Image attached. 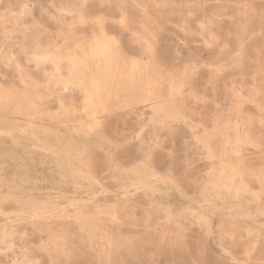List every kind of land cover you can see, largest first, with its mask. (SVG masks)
<instances>
[{
	"label": "rangeland",
	"instance_id": "rangeland-1",
	"mask_svg": "<svg viewBox=\"0 0 264 264\" xmlns=\"http://www.w3.org/2000/svg\"><path fill=\"white\" fill-rule=\"evenodd\" d=\"M118 1H120V2H118ZM126 1H124V0H113V1L110 0L109 1L108 0V2H113V4L112 3L108 4V2H106V0H0V18L3 20L2 21L0 19L1 20L0 28L1 27H14V30H15V32L13 31L14 33H12V35L10 37L11 40L6 42V44H5L6 46L10 45L12 47V55H10L11 57H8V58L5 57L2 60L0 59V91L3 92V97L0 98V103L2 102L3 105L6 103L5 106H7V108L6 107H2L0 109V148H1L0 149V157L2 155V158H0L1 159L0 160V169H1L0 170V179L2 178L1 179L2 181L0 180V203L3 202L2 206H0V216H1L0 217V228L3 227V225L6 227V228L5 227L1 228L0 232L2 231L5 234L7 233L6 235L9 238L12 239V243H13L12 244L13 245L12 248L8 247V245L6 246L5 244L4 245H0V247H2L0 249V250H2V251H0V264H10V263L12 264L16 260V258H18V257L20 258L21 255L24 252L27 253L29 258H31L32 261L36 262L37 264H171V263L172 264H193V263L194 264H230V263H232V264H240V263L241 264H243V263L244 264H254V263L255 264H259V262H260V264H264V255H263L264 254V252H263L264 251V244H263L264 243V239H263L264 238V230H263L264 229V207H263L264 206V162H263L264 156H261V155L264 154V147H263L264 146V128H263L264 127V113H263L264 112V0H179V1L178 0H128L127 2H128L129 5H127ZM129 1H131V2H129ZM150 1H152V2H150ZM159 1H160V3H159ZM176 1H178V2H176ZM133 2H137V3H133ZM115 3H116V5H115ZM168 3H169V5H168ZM173 3H174V5L175 4H177V5L173 6ZM182 3H185V4L183 5ZM206 3H207V5H205ZM117 4H119L118 6H121V7H122V5H124V8H126V9L120 8V7L117 9V7H118ZM154 4L156 5V7H155ZM161 4L163 6H161ZM186 4H188V5H186ZM26 5L28 6V8H27ZM146 5H147V7H145ZM148 6L150 8H152L153 11L151 9H149ZM189 6H191V9H190ZM193 6H195V7H193ZM198 6H200V7H198ZM135 7H138V8L135 9ZM153 7H155V8H153ZM161 7H164V8H161ZM69 8H70V10H69ZM131 8H133V10L134 9L135 10L132 11ZM62 9H65L67 12L64 13L65 10L62 11ZM130 9H131V11L133 13H135V11H137L138 13L136 12L137 14L135 13V15H133V13L130 11ZM155 9H157L160 14L157 13V10H155ZM164 9H165L166 12L164 11ZM185 9H187V10H185ZM192 9H193V11H192ZM58 10H59V12H58ZM68 10H69V12H68ZM74 10H75V12H77V14L76 13L74 14ZM117 10H119V11H117ZM168 10H169V12H167ZM184 10H185V12H184ZM40 11L41 12L43 11V12L41 13ZM9 12H11V13L9 14ZM121 12L122 13L124 12L123 15H122ZM176 12H178V13L176 14ZM119 13H120L121 16H123V17L125 16V17L124 18L121 17V19H120ZM125 13H127V14H125ZM141 13L143 14L142 17L140 16V15H142ZM153 13H154V16H153ZM11 14H13V16L10 17ZM22 14H24L26 16H24ZM67 15H69V17ZM137 15H138V17H137ZM144 15H145V17L147 15L148 18L147 17L145 18ZM184 15H186V17H184ZM5 16L7 17V19H6ZM83 16H84V19H83ZM95 16H97V17H95ZM128 16H130L131 18L128 17ZM139 16L141 17V19H140ZM53 17H55V18H53ZM86 17H87V19H85ZM110 17L113 18V19H110ZM156 17H158V18H156ZM159 17H162V18H159ZM214 17L216 19H214ZM76 18H77L78 21L76 20ZM144 18H145V20H144ZM92 19H93L94 22H92ZM95 19H97L99 22L97 20H95ZM123 19H125V22L123 21ZM139 19H140V21H139ZM142 19H143V21H142ZM149 19H150V21H152V22L154 21V22L151 23L149 21ZM158 19H161V21L163 23L160 20H158ZM84 20H85V22H84ZM147 20L149 21V24H148ZM69 21H70V23H68ZM127 21L129 22V25H128ZM71 22H73V23H71ZM88 22H89V24H88ZM96 22H97V24H96ZM111 22H114L115 24L113 23V25H111L112 24ZM139 22H140V25H139ZM141 22H143V23L141 24ZM77 23H80V24H77ZM90 23H92V24H90ZM100 23H101V25H100ZM107 23H108V25H107ZM118 24H120L121 27H120V25L118 26ZM126 24H127V28L129 27L128 29L127 28L125 29ZM137 24H138V26H137ZM159 25H161V26H159ZM180 25L183 28V30L180 27ZM69 26L71 27L70 29H69ZM98 27H99V31L104 29L103 31L106 33V35H108L110 41H112V43H113V46L116 48V49L115 48H111V49L115 50V54H116L115 56L111 57V59L112 60H116L114 62H115L117 67H111L112 70H109V68H108V71H106L107 67L105 68V65L102 64L103 62L101 63V61H105L106 58L105 57L103 58V56L97 55V57H94L95 59H89L88 60V59L84 58L86 61H88L87 63L85 61L86 66L84 68L87 69V70H84V71H85V73L87 72L88 74L90 73V71H92V72L94 71L92 73V75H94V76L91 75L92 76L91 79L95 78V80H94L95 82L92 81L93 83H91L90 79H88V78H90V76L88 77L87 76L88 74L86 75L84 72H83L82 78H84L85 80L87 78V80H86L87 82L86 81L84 82V79H81L82 82L79 81V83H78L76 81L78 76H75L76 74L74 72L72 73V75L68 76V77L71 76V79L74 80V82H77L78 85L80 84V86H73V85L77 84V83L73 82L72 86H73L74 89L70 90V91L62 92L59 89V87H60V85H58L59 83L57 84L56 81H55V83H52V81L51 82H47V78H48L49 75H44L43 70L46 71V73L48 74L49 71H50V67L51 66L48 64L49 63L48 60H46L47 62L41 61V60H45V58L43 56L46 57L48 55L46 52H48L50 55L53 54L52 58L57 59V60H60L61 55H63V48L69 47V50L71 49L70 50L71 54H74V52L78 53V52L74 51L75 50L74 48H78V49H80L82 47L86 48L85 43L89 39H91L93 33L95 34V33L99 32L97 30ZM178 27H180V29H178ZM62 28L65 29L68 34H66L64 32L65 30L62 31ZM35 29H37V30H35ZM44 29H45V31H44ZM132 29H134V30H132ZM53 30L54 31L57 30V31L53 32ZM200 30H201V32H200ZM61 31H62V33H61ZM132 31H134V32H132ZM181 31L183 32V35H182ZM49 32H51L52 34L49 33ZM124 32H126V34ZM127 32L128 33L131 32L130 35H127L128 34ZM135 32L139 33L140 35L136 34ZM80 33H82V34H80ZM190 33H192L193 35L190 34ZM196 33H198L197 36H196ZM131 34H132V36H131ZM54 35H55V37H54ZM141 35H143V36H141ZM250 35H252V37ZM49 36H51V37H49ZM83 36L84 37L86 36V37L84 38ZM1 37L2 36L0 34V38ZM78 37H79V39L77 40ZM141 37H143L142 39H144V40L146 39L145 40L146 42L144 40H142ZM86 38H87V40H86ZM251 38H253V39H251ZM32 39H34V40H32ZM62 39L65 40L64 43H63ZM138 39L140 41H138ZM33 41H35V42H37V43H39L41 45V46H39V48H37L38 50H30V49L27 48L29 43H32ZM66 41H67V43H66ZM72 41H73V43H72ZM77 41H78V43L80 41V43L79 44L76 43ZM82 41H83V43H81ZM48 42H50V44H51L50 48L43 50L44 48L42 47V45L43 44H47ZM68 42H69V44H68ZM129 42L131 43V45H130ZM141 42H142V44H141ZM147 42L150 43V46H149V44H148V46L144 45ZM16 44H18V45H16ZM181 44H182V46H181ZM55 47H57V48L55 49ZM144 47H146V48H144ZM19 48L21 49V51H20ZM148 48H151V49H148ZM72 49H74V50H72ZM130 50H132V51H130ZM29 51H31V52L29 53ZM42 51H44V53ZM116 51H117V53H116ZM176 51H177V56H176ZM26 52H28L30 55L28 53H26ZM119 52H120V55L122 53H126V54H122L121 57H120ZM143 52H145L146 55ZM230 53H231V55H230ZM117 54L119 55V57H118ZM232 54H233V56H232ZM99 56L102 59H99L98 58ZM138 56H140V58ZM230 56H232V57H230ZM236 56H238V57H236ZM26 57L29 58V60L31 62ZM40 57H41V60H40ZM146 57L148 59H150V60H148ZM246 58L248 60H246ZM25 59L27 60L26 62H25ZM76 59H81L82 60V58H79V57H76ZM146 59H147V62H149V64L152 63V64H150L151 66L149 64H147V62L145 63ZM91 60H92L93 63L91 62ZM95 60L96 61L97 60L100 61L101 68L98 67L96 62H94ZM127 60H129V61H127ZM131 60L134 61V62H131ZM9 61H11L13 63L17 62L18 63L17 66H18L19 71H21V73L23 75L27 76L26 79L28 81H26L25 83L22 82L24 84V86H22V83L20 81H18L19 80V77H18L19 75L17 73H15L16 71H14V69L11 68V67H7L6 64H8ZM40 61L42 62V64L40 63L41 65L39 64ZM150 61H152V62H150ZM210 61H212V62H210ZM36 62L39 64L38 67L34 66V63H36ZM135 62H136V64H134ZM232 62H234V64H232ZM127 63H128V65H127ZM155 63H156V65H155ZM192 63H193L194 66L191 65ZM217 64H219V65H217ZM226 64H228V65H226ZM103 65H104V67L102 68ZM120 65L123 66L124 68H122ZM152 65H154L155 67L152 66ZM188 65H190V66H188ZM91 66H92V68L94 70L91 68ZM119 66L121 67V71H118V70H120ZM141 66H142V69H141ZM195 66H197V67H195ZM206 66H207L208 70H210V68H212V69L210 71H207V70H205V69H207ZM222 66H223V68L225 70L222 69ZM159 67L161 69L163 68V70L166 71V72L161 70ZM177 67H179V68H177ZM202 67L205 68V69H203ZM225 67H227V68H225ZM89 68L92 69V70H90ZM96 68H98V69H96ZM113 68H114V71H113ZM130 68L132 70V76L135 77V78L132 77V80H133V81H131L132 89L134 87H136L135 86L136 84H138L137 85L138 88L136 87L133 90L131 89V87L129 86L128 83L124 82V79H125L124 69H125V71H127V69H130ZM200 68H201V70H200ZM99 69L102 71V73H101V71ZM95 70H96V72H95ZM97 71H98V74H97ZM212 71H214V72H212ZM104 72L105 73L108 72V73H106V75H105ZM143 72L145 73V75H144ZM171 72L174 73V74L170 75ZM179 72H180V74H179ZM183 72H184V74H183ZM190 72H191V74H190ZM103 73H104V75L106 77L102 76ZM111 73H113V74L111 75ZM142 73H143V75H142ZM252 73H254V74H252ZM123 74H124V77H123ZM139 74L144 76V80L148 79V78H152L153 81L157 80V79L158 80H163L164 79L163 81H165V80L167 81V80H170L172 78V76H173V78L176 81L174 79H171V81L173 82V84H172L173 88H170V86H169L170 84L169 83L164 82L163 84L161 83L160 86L157 85L158 83H155V84L150 83L149 85L148 84H144V85H141V86H143L144 90H140V89H142V87L139 86V85H140V82L143 79H142V76L139 75ZM161 74H163V76ZM98 75H99V77H98ZM116 75L119 76L120 78H118ZM167 75H169V76H167ZM252 75H253V78L251 79ZM74 76H75V78H74ZM110 76H112V77H110ZM114 76L116 78H114ZM121 76L124 79H122V81H120L121 85H119V83H118L119 81L118 80H121ZM137 76H138L137 79L140 80V81H138L136 79ZM175 76H176V78L178 76V78L176 79ZM182 76H183V78H182ZM140 77H141V79H140ZM155 77H156V79H155ZM179 77H181L182 79L179 78ZM249 78H250L251 81L249 80ZM109 79H111V80H109ZM113 79H115V80L117 79V81H115ZM11 80L13 82H11ZM31 80L33 81L32 82L33 84L31 83ZM136 80H137V82H135ZM253 80H254V82H253ZM249 81L251 82L250 84L252 86L254 85V88H252V86L249 85ZM176 82H179V83H176ZM40 83L43 84V85H41ZM95 83H96V85H95ZM98 83H99V88L100 89L97 87ZM116 83H118L119 86H122V84H123V87L119 88ZM132 83H136V84L134 85ZM28 84H30V85H28ZM44 84H45V86H44ZM85 84L88 85L87 88H86ZM89 84H91V86ZM103 84H104V86H103ZM106 84H108L109 87L106 86ZM124 84L129 89L126 86H124ZM151 84L153 85V87L150 86ZM179 84H180V86H179ZM182 84H184V85H182ZM17 85L18 86L21 85V86H19V88H18ZM38 85H39V87H38ZM51 85H52V87H51ZM82 85H84L85 87H82ZM146 85L148 87H144ZM161 85H163V86H161ZM187 85L189 86V88H188ZM13 86L16 87V88H14ZM34 86H35V88H34ZM53 86H55V87H53ZM113 86H114V88H113ZM176 86H177V88L178 87L179 88L177 89ZM236 86H238V87H236ZM244 86H246V88ZM257 86H258V88H257ZM32 87L35 89V92H33L34 89ZM94 87H95V89H94ZM96 87H97V89H96ZM242 87H244V89ZM85 88L87 89V91H86ZM118 88L123 93L121 91H119ZM125 88L127 90H125ZM149 88H150V92L152 91V92H159L160 94L162 93V98L159 99L160 101L157 100L159 104H161L163 102H166L167 98L170 96V95H167L170 92L169 89H172L171 91L176 90V92L181 89V91H179L181 93H178V94L176 93L175 96L173 95L174 98H179V99H175L174 101H176V102L172 101L173 99H170L169 103L171 101L173 103L171 102L170 105H169V103L166 104L165 106L162 107L164 109H162V108H153V106L155 104V101L149 100V103H148V100L145 101L146 96L149 95V90L147 91V89H149ZM155 88H156L157 91L155 90ZM31 89H33V90H31ZM88 89L92 90L94 92H103L102 94L106 97V99H104V101L101 100L102 101V102L100 101L101 103H98L99 101L95 102L94 101L95 99H92L93 101L91 100V102H90L91 104L88 105L89 103L85 99V95H83V93L85 91L86 92L89 91ZM130 89L134 93H131ZM145 89H146V91H145ZM159 89L161 91H159ZM37 90H39V93H38ZM45 90L48 93L45 92ZM83 90H84V92H82ZM96 90H98V91H96ZM138 90L140 92H138ZM254 90H256V91L254 92ZM25 91H27L28 93L25 92ZM114 91H116L119 94L116 96V92H114ZM232 91H233V93H232ZM257 91L259 92L260 96L257 93ZM11 92H13V93L11 94ZM127 92H129V95H128ZM142 92H143V94H139V93H142ZM165 92H166V94L164 95ZM187 92H189L190 95ZM249 92L251 93V95L248 94ZM14 93L16 94V96H15ZM18 93H21V94H18ZM34 93L36 95H34ZM130 93H131L132 96H130ZM237 93L239 94L238 96L241 95L243 98L241 96L238 98ZM6 94H8V96ZM30 94H33V95H30ZM125 94H127L129 97L127 95L125 96ZM144 94H146V96ZM254 94H257V95H254ZM10 95H12V97ZM21 95H23V96H21ZM137 95H138V97H137ZM166 95H167V98L165 99ZM176 95L177 96L179 95L181 97H177ZM235 95H236V97H233ZM20 96L22 97V99H20L21 98ZM43 96H45V98ZM122 96H124V98H122ZM190 96H193V97L195 96V98L192 97V99H190L191 98ZM24 97L27 98V99H25ZM125 97H126V99H125ZM131 97L133 98L132 101H131ZM8 98H9V101H8ZM16 98H17V100H16ZM34 98H35V100H34ZM40 98H41V102H40ZM233 98H235L236 101ZM246 98L248 100L250 98L251 101L250 100L248 101ZM6 99H7V101H6ZM37 99H38V101H36ZM188 99H189V103H188ZM193 99H195L196 101L195 100L193 101ZM240 99H241V102H240ZM177 100H178V102L181 101V103L179 104L177 102ZM243 100L245 102L247 101V103L250 102L249 105L246 104ZM253 100L256 101V102H254ZM4 101H6V102L4 103ZM7 102L11 106L7 105L8 104ZM34 102L36 104H34ZM94 102H95V104L96 103H98V104H96V105L92 104ZM238 102H240L241 104L238 103ZM2 103L0 104V107L3 106ZM29 103H31V104H29ZM84 103H86V104H84ZM127 103H128V105H127ZM183 103H185V105H187V107H185V105H183ZM233 103H235V104H233ZM260 103H262V104H260ZM134 104H136V105H134ZM230 104H231V107H229ZM14 105L19 106V108L17 106L15 108ZM21 105H23L24 108ZM58 105H59V107H58ZM65 105H66V107H65ZM173 105H175V106L173 107ZM177 105H181V106H177ZM188 105H189L190 109H189ZM12 107L15 109V111L13 109H11ZM32 107H33V109H32ZM35 107H36V109H35ZM131 107H133L134 110H132ZM172 107L175 109V111H179V112L173 113L174 109ZM175 107L176 108L180 107L181 110L180 109L177 110ZM227 107H229V108L227 109ZM99 108H101L102 110L99 109ZM130 108H131L132 111L129 110ZM191 108H192L193 111L191 110ZM237 108H239V109H237ZM25 109H26V111L24 113ZM55 109H57L58 111L56 112ZM89 109H90V111H89ZM146 109H148V110L144 111ZM151 109H152V111H151ZM156 109H158V111H156ZM232 109H234V110L230 111ZM34 110H35V112H34ZM36 110H38V111H36ZM39 110L41 111V113H40ZM183 110H185V111L181 113V111H183ZM46 111H47V113L48 112L49 113L47 114ZM50 111H51V113H50ZM161 111H163L164 113H165V111L171 112V113H167L166 112L167 113L166 115L171 116V117H168V116L164 115V113L161 112ZM226 111H227V113H226ZM58 112H59V115H58ZM150 112H152V114ZM158 112L159 113L161 112V114H159ZM224 112L226 114H224ZM232 112H234V113H232ZM55 113H57L56 116H55ZM92 113H94V114H92ZM109 113H111V114H109ZM180 113H181V115L184 113L182 115L183 117L180 115ZM238 113H241V114H238ZM13 114H14V116H11ZM31 114H32L33 117L31 116ZM186 114H187V118L188 119L190 118L192 120V122H191L190 119H189L190 120L189 121L187 118L184 117V116H186ZM196 114H197V116H196ZM150 115H151V117H150ZM23 116H24V118H23ZM27 116L29 118H27ZM87 116L90 117V118H88ZM132 116H134V118ZM195 117H197V118H195ZM198 117H200V120H198L199 119ZM240 117H241V119H240ZM203 118L205 119L204 120L205 123L201 122V121H203ZM216 118H217L218 121L216 120ZM253 118L254 119L256 118L255 119L256 121H254ZM258 118H261V120L263 119L262 122ZM65 120L66 121L68 120V121L66 122ZM239 120H240V122H239ZM213 121L214 122L217 121V122L214 123ZM230 121L232 122V124H231ZM233 121H235V122L233 123ZM244 121L249 122L250 125L247 122H244ZM250 121H252L253 124ZM75 122H76V125H75ZM99 122H101V123H99ZM242 122H244V125H243ZM95 123H96V125H94ZM195 123H197L198 126ZM221 123H222V128H221V125H219ZM257 123H258V125H257ZM66 124H67V126H66ZM88 124L90 126H88ZM208 124H209V126L211 128L208 126ZM212 124H213V126H212ZM226 124H227V126H226ZM228 124H230V125L228 126ZM241 124L244 127L241 126ZM245 124L248 125V126H246ZM3 125L5 126V128L3 127ZM60 125H62V126L60 127ZM97 125H99V126H97ZM144 125H145V127H144ZM205 125H206V127H205ZM10 126H12V128ZM87 126L89 128H91V127H95V128L89 129ZM135 126H136V128H135ZM139 126H142L143 128L139 127ZM167 126H168L169 130L167 129ZM215 126L217 127V129H216ZM233 126L235 127V130H234ZM20 127H21L22 130L20 129ZM79 127H80V129H79ZM162 127L163 128L165 127L167 130L165 128L163 129ZM218 127H220V128H218ZM1 128L3 130L5 129L6 132H4V131L2 132ZM28 128H29V130H28ZM81 128H83L84 130L83 129L81 130ZM65 129H67V130H65ZM73 129H75L77 132L75 130H73ZM185 129H186L187 132L185 131ZM239 129H240V131H239ZM90 130L92 132H89ZM98 130L101 131V132L99 131L100 134H101L100 135L101 137L99 135H96V134H99V133H97ZM110 130H112L113 132L110 131ZM159 130H161V131H159ZM189 130L190 131L192 130V132H190ZM231 130H232V132H231ZM8 131L11 132V133H9ZM32 131H34L35 133L32 132ZM46 131H47V133H46L47 138H43L45 136V132ZM54 131H55V133H54ZM82 131H84V133H82ZM167 131H168V133H167ZM22 132H24V133H22ZM62 132H64V134L66 133L65 134L66 137H64L65 135H63ZM74 132H75V134L73 135ZM128 132H130V133H128ZM136 132L139 135H141L140 138L138 137L139 136L138 134H135ZM239 132L243 136L244 135L245 136L243 137L241 134L239 135ZM20 133L23 134V135H21ZM33 133L34 134L37 133V135H34ZM77 133H79V134H77ZM127 133L130 135V137H129V135ZM215 133L216 134L218 133V134L216 135ZM228 133H229V136H228ZM4 135L6 137H4ZM28 135H29V137H28ZM30 135H32V136H30ZM51 135H53V136H51ZM58 135L61 136V137H59ZM62 135H63V138H62ZM69 135H70V137H69ZM114 135H117V136L114 137ZM222 136H225V137L223 138ZM240 136H242V138ZM36 137H37V139H36ZM53 137H55L56 140ZM127 137H129L128 138L129 140L127 139ZM189 137L190 138L192 137V138L189 140ZM197 137H198V139H197ZM204 137L207 138V139L204 140ZM217 137H219V140H218ZM245 137L247 138L246 144H244L245 143V139H246ZM50 138H53V139L51 140ZM97 138H99L100 141L104 140L103 142H101V147L98 146L100 141ZM107 138H109V140ZM121 138L124 139V140H122ZM209 138H210V140H209ZM227 138H228V141L230 140L229 141L230 144L227 143V142L224 143V140L227 141ZM248 138H250V139H248ZM33 139H35L34 140L35 142L33 141ZM57 139L59 141L58 142L59 144H57ZM101 139H103V140H101ZM192 139H193V141H192ZM212 139L214 141H212ZM215 139H217V140H215ZM232 139H233V141H232ZM38 140H39L40 143L38 142ZM47 140H51L52 142L48 141V142L44 143V141H47ZM68 140H69V143H70V146H71V150H74L76 148L75 149V153H76V150L78 149L77 150L78 152L76 153L77 155L74 153V151L69 150L70 146L68 147V149L66 148V146L64 147V144L66 145L68 143L67 142ZM110 140H113V142L110 141ZM114 140L115 141H119V143L121 142V144H119L117 142V144H118L117 145L116 142H114ZM206 140L209 143H206ZM222 140H223V142H222ZM236 140L237 141L241 140V142L243 140L244 143L242 142V145H241V142L240 141L237 142ZM251 140H252L253 143H255V142L256 143L257 142L258 143L262 142V143H260V144H258V143L256 144L255 143L257 145L256 146L253 143L251 144ZM9 141H10V143H9ZM86 141H88V142H86ZM194 141H196V144H195ZM197 141H199V142H197ZM210 141H212L214 144L212 142H210ZM60 142L62 144L63 143L64 144L62 145ZM82 142H84V143H82ZM149 142H151V144ZM221 142H222V145H221ZM231 142H232V144L235 142L236 146H235V144L232 145ZM247 142H248L249 145H247ZM34 143L36 145H34ZM42 143L45 144V146L42 145ZM69 143H68V145H69ZM94 143H95L96 146L94 145ZM102 143H104V144H102ZM122 143H124V145H122ZM129 143H131V144H129ZM197 143H199V144H197ZM37 144H39V145H37ZM52 144H54L56 146H59V149L56 148V146H54ZM88 144H89V146H88ZM107 144H108V146H107ZM201 144L203 145V147H202ZM215 144L219 148H222V150L218 149V147ZM9 145H11L12 149H11V147ZM17 145H20V146L17 147ZM48 145L49 146L52 145L55 148H49ZM80 145H81V147H80ZM93 145H94V147H93ZM153 145H154V147H153ZM171 145H172V147H171ZM219 145H221V146H219ZM252 145H253L254 149L252 148ZM72 146L73 147L76 146V147L73 149ZM78 146H79V148H78ZM110 146H112V147H110ZM195 146L198 147V148L195 149ZM204 146H206V147L208 146V148H205ZM250 146H251V148H249ZM254 146L256 147L257 150L255 149ZM9 147H10L11 150L8 149ZM47 147H48V149H46ZM156 147H157L158 150L156 149ZM231 147H233V148H231ZM107 148H108V150H106ZM216 148L218 149L217 151L215 150ZM236 148H237V150H236ZM31 149H33V150H31ZM35 149H38V152L35 151ZM39 149L40 150L42 149L40 151V154H39ZM60 149H62L63 152ZM80 149H82V150H80ZM97 149H99V150L101 149V150L99 151ZM135 149H136V151H134ZM149 149H151L152 151L149 150ZM165 149L167 150V152H166ZM232 149H234V150H232ZM5 150H7V151H5ZM8 150H9V152H8ZM12 150H14L15 152L12 151ZM25 150H26V152H25ZM28 150H29V153H31V154H28V152H27ZM49 150L52 151V152L50 151V154H49ZM66 150L69 151V152H67ZM116 150L120 154H118L116 152ZM145 150H146L147 153L145 152ZM219 150L222 151V152L224 151L225 153H227V152L231 153V150H232L231 154H232L233 157H235V159H233V157L231 155H229V153H227L228 157L225 154L226 155V158H225L224 152H223V155H224L223 156L222 152H220ZM54 151L55 152L58 151L57 154H59V155H57ZM60 151H61V153H60ZM206 151H207V153H206ZM212 151H214V153L216 152L217 156L216 155L215 156H216L217 159H218V157H220V156L221 157L218 160L216 158H213L215 156H214V153ZM236 151L237 152L240 151V153L238 152L239 155L237 154ZM255 151L256 152L258 151V152L256 153ZM12 152H13V154H12ZM23 152H24V154H23ZM32 152H34V153H32ZM45 152H47V153H45ZM70 152H72V153H70ZM98 152H100V153H98ZM131 152L132 153L136 152L137 155H135L136 153L132 154ZM144 152H145L146 157L145 156L143 157ZM2 153H4V154H2ZM44 153H45V155H44ZM86 153L88 154V157L86 156L87 155ZM105 153H107L106 155L108 156L109 159L106 157ZM110 153H111L112 156L110 155ZM259 153H260V155H259ZM36 154H38V155H36ZM53 154L55 156H52ZM63 154H67V155H65L66 157ZM73 154H74V156H73ZM121 154H123V155H121ZM204 154L207 155V157ZM233 154H235V155H233ZM79 155H80V157H78ZM237 155H238V157H237ZM255 155H258L257 158H256ZM5 156L7 158H5ZM10 156H11V158L13 156V158L11 159ZM32 156H34V158ZM46 156H48V160L49 161L46 159L47 158ZM109 156H111V158L113 157V160ZM114 156H116V157H114ZM126 156H129V157H126ZM130 156H132L133 158L130 157ZM193 156H195V158ZM242 156L244 157V159H243ZM14 157H16L17 160ZM29 157L30 158L32 157L33 159L32 158L30 159ZM138 157H139V159H138ZM170 157H173V158H170ZM56 158H59V159L57 160ZM60 158L62 159L63 164H62ZM73 158H76V159H73ZM140 158H141V160H140ZM240 158H242V159H240ZM85 159H87V160H85ZM132 159H134V160H132ZM144 159H146V160H144ZM198 159H199V161H198ZM220 159H222V160H220ZM256 159H258L259 161H257ZM260 159H261V161H260ZM20 160H22V161L25 160V161L22 163ZM35 160H36V162H35ZM43 160H45V161H43ZM66 160L68 161V163H67ZM227 160L229 161L230 164L228 163ZM247 160H248V162L250 164H248ZM251 160H253V162ZM11 161H13V162H11ZM14 161H16V162L14 163ZM52 161H54V162H52ZM142 161L144 163H142ZM206 161H208V162H206ZM225 161H227V162H225ZM233 161H235V162L237 161L235 163L236 165L234 164ZM243 161H244V163H243ZM28 162H29V164H28ZM55 162L57 164L60 163L61 165L59 164L60 165L59 166ZM102 162H104L106 166L104 164H102ZM106 162H108V163H106ZM112 162L114 164H112ZM231 162H232V164H231ZM260 162L263 163V164H261ZM35 163H36V165H34ZM127 163H129V164H127ZM170 163H171V165H170ZM219 163L220 164L222 163V164L219 165ZM226 163L229 164V165L227 166ZM258 163H259V165H258ZM46 164H48V165H46ZM66 164H67V166H65ZM115 164L118 167H115L116 166ZM37 165H39V166H37ZM113 165H115V166H113ZM122 165H124V166H122ZM147 165H148V168H146ZM225 165L227 166V168H225ZM241 165H242V168H241ZM247 165H248V167H247ZM256 165H258L259 167L258 166L256 167ZM139 166H141L142 168L139 167ZM219 166H220V168H219ZM229 166H231L230 169H229ZM70 167L72 169H74V170H72ZM106 167H107V170L108 169H110V170L107 171ZM143 167H144V169H143ZM236 167H237V169H236ZM250 167H252V168H250ZM50 168H51V170H50ZM120 168H123V169H120ZM33 169H34V171H33ZM87 169H90V170H87ZM253 169L257 170L258 175H257L256 171H254ZM47 170L49 171V173H48ZM111 170L113 172L115 171V173H112ZM123 170H125V171L128 170V171L124 172ZM135 170H136V172H135ZM223 170L225 171V175H224V171ZM244 170L246 172L249 171L248 172L249 175L246 172H244ZM250 170H252L251 172L253 174L250 172ZM24 171H26L27 173L24 172ZM61 171H63V172H61ZM69 171L71 173L73 171V175ZM119 171H120V173H118ZM133 171H134V173H133ZM141 171H143V172H141ZM214 171H216V172H214ZM231 171L234 173V176H236L235 179L233 178L232 180L230 179V177H228L232 173ZM29 172H30L31 176L29 175ZM103 172H105V173H103ZM131 172H132V174H131ZM147 172L149 173V175H148ZM32 173H33V176H32ZM62 173L64 174V176L61 175ZM87 173L89 174V176H87L88 175ZM66 174H68V175H66ZM84 174H85V176H84ZM130 174H131V176H129ZM134 174L136 175V177H135ZM144 174L147 175V176H145ZM202 174H204V176ZM219 174H221L222 178H221V176H219ZM238 174L239 175L243 174L242 176L240 175L242 179H240V177L238 178V176H239ZM254 174H255V176L257 175L259 177H257V176L255 177ZM10 175L12 177H10ZM58 175H61V177H59ZM71 175H72V177H71ZM14 176H16V177H14ZM142 176H143V178H146V179H141ZM160 176H162V177H160ZM214 176H215V178H214ZM17 177H19L21 179V180L19 179L20 183H18L19 180H18ZM105 177H108V180H106L107 178H105ZM112 177H113V179H111ZM209 177L211 179H208ZM8 178L10 180H12V181L9 182L10 180ZM65 178H66L67 181L65 180ZM77 178H79L81 180L84 178L83 179L84 181L83 180L81 181V180H79ZM87 178H89L91 181L89 179H87ZM154 178H156V179H154ZM225 178H227V179H225ZM27 179H29V180H27ZM71 179L74 180V181H72ZM158 179H159L160 182L158 181ZM167 179H168V181H165ZM213 179H214V182H213ZM254 179L255 180L258 179V180L255 181L257 184L254 182ZM31 180L33 181V183H32ZM92 180H95V181L92 182ZM96 180H97V184H94V183H96ZM114 180H117V181H114ZM146 180H148V181H146ZM163 180H164V182H163ZM188 180H190V182ZM207 180L210 183H208ZM225 180L227 182H225ZM252 180H253V182H252ZM79 181H81V182H79ZM182 181H184V182H182ZM4 182H6V183H4ZM62 182L65 183V184H63ZM98 182H99V184L101 183V185H99ZM194 182H196V183H194ZM241 182H242V184H241ZM23 183H25L26 185L23 186L24 185ZM144 183H145L146 186H148V188L146 186H145L146 188L144 187ZM160 183H162V184H160ZM227 183H229V184L231 183V184L229 185ZM6 184H8L9 186L6 185ZM29 184L30 185L32 184V185L30 186ZM40 184H41V187H39ZM129 184H131V185H129ZM167 184H169V185H167ZM212 184H213V186H212ZM223 184H226V185H223ZM239 184H240L241 188H239ZM18 185H21L22 188L20 186H18ZM114 185H116V186H114ZM118 185H119V187H118ZM12 186L15 187L16 189L13 188ZM50 186H51V188H50ZM80 186H82V187H80ZM100 186H102V187H100ZM121 186H124V187H121ZM126 186H127L128 189L126 188ZM149 186H151V187H149ZM163 187H165L166 189H164ZM193 187H194V189H193ZM235 187H236V189H235ZM17 188H18V190H17ZM44 188H46V189H44ZM131 188H133V189H131ZM155 188H156V190H155ZM170 188H172V189H170ZM35 189H36L37 192L33 191ZM85 189H86V191H85ZM117 189H119V190H117ZM239 189H240L241 192L239 191ZM257 189H261V190H257ZM9 190H10V192H9ZM11 190H13V191H11ZM20 190H21V192H20ZM63 190H65V191H63ZM87 190H88V192H87ZM112 190H114V191H112ZM130 190H132V191H130ZM142 190H143V192H142ZM159 190H160V193H159ZM195 190H197V192ZM223 190H226L225 193L223 192ZM144 191H146V192H144ZM251 191L254 192V193L252 194ZM256 191H258V192H256ZM29 192H31V193H29ZM156 192L158 194H160V196L158 194H156ZM164 192H166V193H164ZM199 192L200 193L202 192V193L200 194ZM259 192L262 193V195ZM41 193H43V194H41ZM122 193H124V194H122ZM142 193H144V194H142ZM203 193H205L206 195L203 194ZM240 193H242V195ZM255 193L257 195H255ZM82 194H83V196H82ZM127 194H131V195H127ZM170 194H172V195H170ZM180 194L182 196H180ZM250 194H251V196H250ZM29 195L31 197L30 200H29ZM51 195H52L53 199L51 198ZM115 195H116V197H115ZM118 195H120V197ZM143 195L145 196L146 199H143V197H144ZM193 195H194L195 198L193 197ZM230 195L232 196V199H231ZM1 196H2V198H1ZM63 196H64V198H63ZM134 196H135V199H134ZM197 196H198V198H197ZM3 197H4V199H3ZM8 197H10V199ZM54 197H55V200H54ZM59 197H60V199H58ZM153 197H154V200H153ZM163 197L166 198V199H164ZM19 198L20 199L22 198V199L20 200ZM35 198H36V200H33ZM47 198H49V199H47ZM94 198H95V200H94ZM116 198L117 199L119 198L118 199L119 201L118 200L115 201ZM200 198H202V199H200ZM16 199H18V200H16ZM57 199H58L59 202L56 201ZM73 199L76 201L77 205L75 204V201ZM150 199H152L153 201L151 200L152 201L151 202ZM203 199L204 200L207 199V200L204 201ZM1 200H2V202H1ZM125 200H128V203ZM145 200H147V201H145ZM17 201L19 202L18 204H21V203H23V204L18 205ZM41 201H42V204H41ZM108 201H110V202L108 203ZM191 201H194V202H191ZM27 202L29 204H27ZM49 202L52 203L51 206H50V204H48ZM7 203H9V204H7ZM34 203H35V205H34ZM89 203H91V204L89 205ZM156 203L157 204H161V205L157 206ZM4 204H6V205H4ZM44 204H46V205H44ZM47 204H48V206H47ZM107 204H109V205H107ZM129 204H130V206H129ZM197 204H199V205H197ZM211 204H213V205H211ZM25 205H27V206H25ZM74 205L75 206L79 205V206L78 207H74ZM174 205H176V206H174ZM208 205H210V206L208 207ZM35 206L38 209L35 208ZM40 206H42L43 208L40 207ZM177 206H178V208H177ZM232 206H234L235 208L232 207ZM3 207H5V208H3ZM23 207H25V208H23ZM26 207H27V209H26ZM52 207H53V209H52ZM59 207H60L61 210L59 209ZM65 207H66V209H64ZM110 207H113V209L110 208ZM142 207H143V209H142ZM206 207H207V209H205ZM246 207H247V209H246ZM17 208H19V209H17ZM72 208L75 209V210H72ZM102 208L104 210L106 208H109V209H106L105 211L102 210L103 212L101 214H99L101 212ZM114 208H116V209H114ZM30 209H32V210H30ZM49 209H52V210H49ZM85 209L87 211H85ZM94 209H95V211H94ZM144 209H146V210H144ZM183 209H185L186 211L183 210ZM235 209H236V211H235ZM9 210H10V212H9ZM78 210L81 212V214H80V212ZM83 210H84V212H83ZM107 210H108V212H107ZM115 210H117V212L119 214L116 213ZM120 210H121V212H120ZM157 210L159 211V213H156ZM26 211H27V213H26ZM29 211H30V213L33 212V215L30 214ZM56 211L57 212L59 211L60 213H58V215H56V213H57ZM92 211H93V213H92ZM163 211L165 212V215L163 214ZM232 211H233V213H232ZM61 212H62L63 216L61 215ZM85 212H87V213H85ZM105 212L108 213V215L110 216L109 218H108V216H107V214ZM149 212L151 214H153L152 216L154 218H152V216H151V214ZM187 212H189V213L186 214ZM37 213H39L40 215L37 214ZM67 213H68V215H67ZM110 213H111V215H110ZM112 213L113 214L116 213L115 216ZM245 213H246V215H244ZM69 214H71V215H69ZM123 214L125 216H123ZM253 214H254V216H252ZM11 215H13V216H11ZM23 215H25V216L23 217ZM45 215L46 216L48 215V216L46 217ZM53 215L56 218L52 217ZM90 215L93 216L94 219H93V217L89 218ZM131 215L133 217H131ZM145 215L147 217H149V218L145 217ZM171 215L172 216L175 215V216H173V217H175L174 221H173V218H172ZM64 216L67 217V218H65ZM119 216L121 218H123V219L121 220V218H119ZM4 217H7V218H4ZM57 217H58V219H57ZM62 217H64L65 219L62 218ZM116 217H118V218H116ZM205 217H206V219H205ZM16 218H17V221H16ZM43 218H45V219H43ZM47 218L50 219V220L48 221ZM68 218H69V221H68ZM96 218H99V220L96 219ZM169 218H170V221H169ZM191 218H194L196 220H194V219L191 220ZM19 219H21V220H19ZM37 219H39V220H37ZM60 219H61V221H60ZM106 219H107V221H106ZM124 219H125V221H124ZM132 219H134V221H136L137 219L140 220V221H137L139 223H137V222L135 223ZM144 219H146V220H144ZM28 220L31 223H29ZM51 220H52V223H51ZM76 220H78V221H76ZM129 220H131V221H129ZM151 220H153L154 223ZM156 220H159L158 222H160V223H158ZM160 220L161 221L164 220V221H162L163 224H162V222ZM187 220H188V223H187ZM24 221H25V224L23 223ZM38 221L40 222V224L42 226L39 224ZM81 221H83V222H81ZM102 221H104V222H102ZM94 222H95V225L97 224L96 226H93ZM112 222H113V224H111ZM145 222L147 223L146 226H148L149 229L145 226V224H146ZM201 222L203 223L202 226L200 225ZM223 222H225V223L230 222L229 223L230 226H228V224H225ZM15 223H17V224H15ZM92 223H93V225H92ZM105 223H107V224H105ZM123 223H125V224H123ZM167 223L170 224V225H168ZM51 224H53V225H51ZM80 224H82V225H80ZM83 224H84L85 228L82 227ZM14 225H16V226H14ZM71 225H73L74 228ZM154 225H156V226H154ZM163 225L165 227H162ZM219 225H221V227L223 225V227L221 228V227H219ZM10 226H11L12 229L10 228ZM30 226H31L32 229L28 228ZM39 226H40V228H39ZM76 226H80L81 228L80 227H76ZM133 226H135V227H133ZM236 226H239L238 229H241V230H238ZM41 227H42V229H41ZM88 227L91 228V230ZM94 227H95V229H92ZM176 227L179 228V229H177ZM227 227H228V230H227ZM230 227H232L235 231H232L233 230L232 228L229 229ZM246 227H247V229H244ZM258 227L260 229H258ZM35 228H36V230H35ZM101 228H102V230L104 232L101 230ZM170 228H172V229H170ZM185 228H186V230H185ZM142 229H143V231H142ZM252 229H255V230L253 231ZM68 230L71 233H68ZM88 230H90V231H88ZM93 230L96 231V232L98 230V232L96 233ZM222 230H223V232H222ZM224 230H225V234H223ZM248 230L250 232H252V233H250V232L248 233ZM106 231H110L112 233H110V232L107 233ZM259 231H260V233L258 234ZM14 232H15V234H14ZM86 232H88V233H86ZM105 232H106V234H105ZM226 232L227 233L231 232V234L228 233L229 235L227 237V233ZM238 232L240 234H238ZM72 233L75 234L74 238L72 237L73 236ZM92 233H93V236H92ZM167 233H169L170 236ZM182 233L184 234V236H183ZM215 233H216V235H215ZM57 234H61V235L64 236V238H65L64 243L54 242V238L53 237H54V235H57ZM128 234H132V235H128ZM138 234H139V236H138ZM236 234H237V236H236ZM46 235H48L47 236L48 238L46 237ZM76 235H78V237L81 236V235L82 236L78 239V237H76ZM121 235H122V237H121ZM222 235H224L225 237L222 236ZM231 235L234 236L233 240H232L233 236H231ZM246 235H248V236H246ZM255 235H257L258 238H257V236L254 237ZM123 236H124V238H123ZM163 236L165 237V239H164ZM178 236H180V238H183L184 240L180 239V238L178 239ZM218 236L219 237L220 236L224 237L225 241H224V238L221 239L222 237L219 238ZM260 236L263 237V238H260ZM107 237L112 239V243L110 244L111 249H108V244L104 240ZM210 237L212 238V241H211ZM237 237H240L242 240H240ZM93 238H95V239H93ZM249 238H252V239H249ZM226 239H227V241H226ZM246 239H248V241ZM258 239L260 241H258ZM216 240H218V241H216ZM249 240H251V241H249ZM253 240H255V241H253ZM39 241H41V242H39ZM183 241H185V242H183ZM231 241H232V243H231ZM233 241H235L237 244L234 243ZM238 241H241V242H238ZM245 241H246L247 244L244 243ZM177 242L180 243V244H178ZM217 242H219V243H217ZM223 242H225V243H223ZM254 242H256L257 244L254 243ZM261 242H263V243H261ZM37 243H38V245L40 243L41 244L38 246ZM49 243H51L52 245L49 244ZM239 243H241V244H239ZM182 244H185L184 247H183ZM217 244H219V245H217ZM244 244H246V245H244ZM42 245H43V247H42ZM46 245L47 246L51 245V246L50 247L48 246V247L44 248V246H46ZM102 245H104V246H102ZM241 245H243V247L245 246L244 250H242L243 248H242ZM247 245H248V251H247V249H245V248H247ZM259 246H260V248H259ZM61 247H63V248H61ZM89 247L90 248L92 247V248L90 249ZM137 247H138V249H137ZM250 247L251 248L253 247V249H251ZM46 248H47V250H46ZM261 248H263V251H262ZM218 249H220V250H218ZM49 250H51V251H49ZM249 250L253 251L255 253V255H254L253 252H251L252 255H254V256H252L249 253L250 252ZM258 250H261V251L258 252ZM221 251H223V252H221ZM48 252H50V253H48ZM99 252L103 256H99V254H98ZM185 252H186V254L189 252L188 253L189 255H186ZM224 252H225V254H224ZM244 252H246V253H244ZM258 253H261V255H259ZM91 254H93V255H91ZM162 254H164L163 257H162ZM222 254H224V255H222ZM241 254L244 256L243 258H241ZM54 255H55V257H53ZM217 256H219V257H217ZM234 256H235V259H234ZM245 256H247V257H245ZM100 257H102V258H100ZM188 257L190 259H188ZM258 257H260L261 259L258 258ZM11 260H13V261H11ZM191 261H193V262L191 263Z\"/></svg>",
	"mask_w": 264,
	"mask_h": 264
},
{
	"label": "bare ground",
	"instance_id": "bare-ground-1",
	"mask_svg": "<svg viewBox=\"0 0 264 264\" xmlns=\"http://www.w3.org/2000/svg\"><path fill=\"white\" fill-rule=\"evenodd\" d=\"M109 1H110V0H109ZM111 1H113V0H111ZM124 1H126V0H124ZM127 1H128V0H127ZM127 1H126V3H127V5H129ZM178 1H179V0H178ZM178 1H176V2H178ZM17 2H18V1H17ZM45 2H46V1H45ZM49 2H50V1H49ZM85 2H86V1H85ZM106 2H108V0H106ZM114 2H115V1H114ZM118 2H120V1H118ZM129 2H131V1H129ZM150 2H152V1H150ZM230 2H231V1H230ZM104 3H105V2H104ZM109 3H112V4H113V2H108V4H109ZM133 3H137V2H133ZM133 3H132V4H133ZM148 3H149V2H148ZM155 3H156V2H155ZM159 3H160V1H159ZM161 3H162V2H161ZM170 3H171V2H170ZM179 3H180V2H179ZM216 3H217V2H216ZM251 3H252V2H251ZM51 4H52V3H51ZM106 4H107V3H106ZM162 4H163V3H162ZM162 4H161V6H163ZM166 4H167V3H166ZM182 4L184 5L185 3H182ZM209 4H210V3H209ZM22 5H23V4H22ZM29 5H30V4H29ZM47 5H48V4H47ZM110 5H111V4H110ZM115 5H116V3H115ZM118 5H119V4H117V6H118ZM120 5H121V4H120ZM137 5H138V4H137ZM137 5H136V6H137ZM150 5H151V4H150ZM154 5H155V4H154ZM154 5H153V6H154ZM158 5H159V4H158ZM158 5H157V6H158ZM168 5H169V3H168ZM175 5H177V4H175ZM175 5H174V3H173V6H175ZM186 5H188V4H186ZM202 5H203V4H202ZM205 5H207V3H206ZM216 5H217V4H216ZM230 5H231V4H230ZM26 6H27V5H26ZM58 6H59V5H58ZM112 6H113V5H112ZM159 6H160V5H159ZM170 6H171V5H170ZM191 6H192V5H191ZM191 6H189L190 9H191ZM244 6H245V5H244ZM19 7H20V6H19ZM22 7H23V6H22ZM56 7H57V6H56ZM59 7H60V6H59ZM72 7H73V6H72ZM119 7H120V8H124V5H122V7H121V6H118L117 9H118ZM145 7H147V5H146ZM148 7H149V6H148ZM155 7H156V5H155ZM155 7H153V8H155ZM193 7H195V6H193ZM198 7H200V6H198ZM24 8H25V7H24ZM27 8H28V6H27ZM54 8H55V7H54ZM136 8H138V7H135V9H136ZM161 8H164V7H161ZM168 8H169V7H168ZM186 8H187V7H186ZM93 9H94V8H93ZM124 9H126V8H124ZM127 9H128V8H127ZM131 9H132V11L135 10V9L133 10V8H131ZM131 9H130V11H131ZM139 9H140V8H139ZM149 9L152 10V8H150V7H149ZM157 9H158V8H157ZM157 9H155V10H157ZM165 9H166V8H165ZM165 9H164V11H165ZM171 9H172V8H171ZM187 9H188V8H187ZM187 9H185V10H187ZM243 9H244V8H243ZM42 10H43V9H42ZM63 10H65V9H62V11H63ZM69 10H70V8H69ZM69 10H68V12H69ZM121 10H122V9H121ZM145 10H146V9H145ZM155 10H154V11H155ZM185 10H184V12H185ZM194 10H195V9H194ZM200 10H201V9H200ZM5 11H6V10H5ZM7 11H8V10H7ZM47 11H48V10H47ZM62 11H61V12H62ZM71 11H72V10H71ZM71 11H70V12H71ZM117 11H119V10H117ZM124 11H125V10H124ZM132 11H131V12H132ZM146 11H147V10H146ZM152 11H153V10H152ZM177 11H178V10H177ZM182 11H183V10H182ZM192 11H193V9H192ZM192 11H191V12H192ZM243 11H244V10H243ZM40 12H41V11H40ZM42 12H43V11H42ZM42 12H41V13H42ZM58 12H59V10H58ZM66 12H67V11L65 10L64 13H66ZM125 12H126V11H125ZM128 12H129V11H128ZM131 12H130V13H131ZM136 12H137V11H135V13H136ZM141 12H142V11H141ZM160 12H161V11H160ZM165 12H166V11H165ZM167 12H169V10H168ZM184 12H183V13H184ZM3 13H4V12H3ZM10 13H11V12H9V14H10ZM12 13H13V12H12ZM17 13H18V12H17ZM75 13L77 14V12H75V10H74V14H75ZM79 13H80V12H79ZM121 13H122V12H121ZM123 13H124V12H123ZM123 13H122V15H123ZM132 13H133V12H132ZM132 13H131V14H132ZM135 13H133V15H135ZM137 13H138V12H137ZM137 13H136V14H137ZM157 13H159L158 10H157ZM177 13H178V12H176V14H177ZM183 13H182V14H183ZM187 13H188V12H187ZM187 13H186V14H187ZM7 14H8V13H7ZM44 14H45V13H44ZM70 14H71V13H70ZM74 14H73V15H74ZM125 14H127V13H125ZM125 14H124V15H125ZM141 14H142V13H141ZM146 14H147V13H146ZM159 14H160V13H159ZM168 14H169V13H168ZM192 14H193V13H192ZM22 15H24V14H22ZM71 15H72V14H71ZM128 15H129V14H128ZM156 15H157V14H156ZM189 15H190V14H189ZM8 16H9V15H8ZM11 16H13V14H11L10 17H11ZM24 16H26V15H24ZM27 16H28V15H27ZM46 16H47V15H46ZM67 16L69 17V15H67ZM81 16H82V15H81ZM119 16H120V19H121V17H123V16L120 15V13H119ZM140 16L142 17L143 14L140 15ZM140 16H139V17H140ZM151 16H152V15H151ZM153 16H154V13H153ZM153 16H152V17H153ZM187 16H188V15H187ZM238 16H239V15H238ZM258 16H259V15H258ZM5 17H6V16H5ZM55 17H56V16H55ZM55 17H53V18H55ZM58 17H59V16H58ZM74 17H75V16H74ZM95 17H97V16H95ZM98 17H99V16H98ZM102 17H103V16H102ZM102 17H101V18H102ZM124 17H125V16H124ZM124 17H123V18H124ZM128 17H130V16H128ZM137 17H138V15H137ZM141 17H140V19H141ZM144 17H145V15H144ZM146 17H147V15H146ZM146 17H145V18H146ZM182 17H183V16H182ZM184 17H186V15H184ZM70 18H71V17H70ZM91 18H92V17H91ZM101 18H100V19H101ZM107 18H108V17H107ZM130 18H131V17H130ZM145 18H144V20H145ZM147 18H148V17H147ZM153 18H154V17H153ZM156 18H158V17H156ZM159 18H162V17H159ZM0 19H1V18H0ZM6 19H7V17H6ZM83 19H84V16H83ZM85 19H87V17H86ZM110 19H113V18L110 17ZM125 19H126V18H125ZM125 19H123L124 22H125ZM128 19H129V18H128ZM133 19H134V18H133ZM140 19H139V21H140ZM150 19H151V18H150ZM150 19H149V21H150ZM163 19H164V18H163ZM163 19H162V20H163ZM181 19H182V18H181ZM214 19H216V18L214 17ZM261 19H262V18H261ZM1 20H2V19H1ZM1 20H0V22H1ZM14 20H15V19H14ZM53 20H54V19H53ZM57 20H58V19H57ZM76 20H77V18H76ZM88 20H89V19H88ZM90 20H91V19H90ZM95 20H97V19H95ZM116 20H117V19H116ZM137 20H138V19H137ZM158 20L161 21V19H158ZM259 20H260V19H259ZM2 21H3V20H2ZM20 21H21V20H20ZM30 21H31V20H30ZM33 21H34V20H33ZM77 21H78V20H77ZM97 21H98V20H97ZM101 21H102V20H101ZM103 21H104V20H103ZM128 21H129V20H128ZM128 21H127V22H128ZM133 21H134V20H133ZM135 21H136V20H135ZM142 21H143V19H142ZM147 21H148V20H147ZM147 21H146V22H147ZM149 21H148V24H149ZM155 21H156V20H155ZM185 21H186V20H185ZM215 21H216V20H215ZM14 22H15V21H14ZM58 22H59V21H58ZM60 22H61V21H60ZM84 22H85V20H84ZM90 22H91V21H90ZM92 22H94L93 19H92ZM98 22H99V21H98ZM150 22L153 23L154 21H153V22L150 21ZM161 22H162V21H161ZM198 22H199V21H198ZM212 22H213V21H212ZM56 23H57V22H56ZM62 23H63V22H62ZM68 23H70V21H69ZM71 23H73V22H71ZM103 23H104V22H103ZM111 23H112L111 25H113L114 22H111ZM119 23H120V22H119ZM142 23H143V22H141V24H142ZM156 23H157V22H156ZM162 23H163V22H162ZM1 24H2V23H1ZM5 24H6V23H5ZM5 24H4V25H5ZM12 24H13V23H12ZM64 24H65V23H64ZM77 24H80V23H77ZM88 24H89V22H88ZM90 24H92V23H90ZM96 24H97V22H96ZM114 24H115V23H114ZM123 24H124V23H123ZM134 24H135V23H134ZM134 24H133V25H134ZM154 24H155V23H154ZM164 24H165V23H164ZM167 24H168V23H167ZM170 24H171V23H170ZM170 24H169V25H170ZM179 24H180V23H179ZM200 24H201V23H200ZM52 25H53V24H52ZM56 25H57V24H56ZM69 25H70V24H69ZM100 25H101V23H100ZM107 25H108V23H107ZM119 25H120V24H118V26H119ZM124 25H125V24H124ZM128 25H129V22H128ZM139 25H140V22H139ZM201 25H202V24H201ZM210 25H211V24H210ZM57 26H58V25H57ZM60 26H61V25H60ZM67 26H68V25H67ZM74 26H75V25H74ZM78 26H79V25H78ZM116 26H117V25H116ZM137 26H138V24H137ZM159 26H161V25H159ZM171 26H172V25H171ZM177 26H178V25H177ZM185 26H186V25H185ZM259 26H260V25H259ZM72 27H73V26H72ZM75 27H76V26H75ZM120 27H121V25H120ZM120 27H119V28H120ZM124 27H125V26H124ZM131 27H132V26H131ZM162 27H163V26H162ZM167 27H168V26H167ZM180 27H181V25H180ZM180 27H178V29H180ZM186 27H187V26H186ZM198 27H199V26H198ZM55 28H56V27H55ZM64 28H65V27H64ZM70 28H71V27L69 26V29H70ZM126 28H127V24H126L125 29H126ZM128 28H129V27H128ZM128 28H127V29H128ZM133 28H134V27H133ZM140 28H141V27H140ZM181 28H182V27H181ZM200 28H201V27H200ZM200 28H199V29H200ZM58 29H59V28H58ZM65 29H66V28H65ZM65 29L62 28V31L65 30ZM100 29H101V28H100ZM120 29H121V28H120ZM142 29H143V28H142ZM201 29H202V28H201ZM35 30H37V29H35ZM49 30H50V29H49ZM59 30H60V29H59ZM72 30H73V29H72ZM97 30L99 31V27H98ZM97 30H96V31H97ZM103 30H104V29H103ZM103 30H100L99 32H97V33H95V34L93 33L91 39H89V40L85 43L86 48H85V47H84V48H83V47H82V48L79 47L80 49H78V48H74L75 50L72 49V50H74V51H76V52H78V53H75V52H74V54H71V53H70V50H71V49L69 50V47H67V48H63V55H61L60 60H57V59L52 58L53 54L50 55L48 52L45 51L48 55H47L46 57L43 56V57L45 58V60H41V57H42V56H41V57H40V60H41V61H45V62H47L46 60H48V61H49L48 64L51 66V67H50V71H49L48 74L46 73V71L43 70L44 75H49L48 78H47V82H51V81H52V83H55V81H56L57 84L59 83V84H58V85H60L59 89H60L62 92H66V91L73 90V89H74L73 86H80V84L78 85L79 81H81V79H84V78H82V76H83V72L85 73L84 70H87V69H85L84 67L86 66V63L88 62V61H86L84 58H86V59H88V60H89V59H95L94 57H97V55H100V56H103V58H104V57L106 58L105 61H101V63L103 62L102 64L105 65V68L107 67L106 71H108V68H109V70H112L111 67H117L116 64H115V62H114V61H116V60H112V59H111V57H113V56L116 55V54H115V50L111 49V48H115V47L113 46L112 41H110L108 35H106V33H105ZM122 30H123V29H122ZM122 30H121V31H122ZM132 30H134V29H132ZM139 30H140V29H139ZM182 30H183V28H182ZM188 30H189V29H188ZM13 31L15 32L14 27H1V28H0V34H1V36H2V37L0 38V59H1V60H2L3 58H5V57H7V58H8V57H11L10 55H12V47H11L10 45H9V46H6L5 44H6V42H8V41L11 40L10 37H11L12 33H14ZM44 31H45V29H44ZM55 31H57V30H55ZM55 31L53 30V32H55ZM62 31H61V33H62ZM121 31H120V32H121ZM130 31H131V30H130ZM140 31H141V30H140ZM166 31H167V30H166ZM179 31H180V30H179ZM189 31H190V30H189ZM237 31H238V30H237ZM64 32H65L66 34H68V33L66 32V30H65ZM92 32H93V31H92ZM132 32H134V31H132ZM142 32H143V31H142ZM181 32H182V31H181ZM185 32H186V31H185ZM192 32H193V31H192ZM198 32H199V31H198ZM200 32H201V30H200ZM262 32H263V31H262ZM47 33H48V32H47ZM49 33H51V32H49ZM59 33H60V32H59ZM124 33L126 34V32H124ZM127 33H128V32H127ZM130 33H131V32H129L127 35H130ZM135 33H136V32H135ZM140 33H141V32H140ZM151 33H152V32H151ZM167 33H168V32H167ZM194 33H195V32H194ZM202 33H203V32H202ZM51 34H52V33H51ZM73 34H74V33H73ZM77 34H78V33H77ZM80 34H82V33H80ZM119 34H120V33H119ZM136 34H139V33H136ZM141 34H142V33H141ZM190 34H192V33H190ZM197 34H198V33H196V36H197ZM199 34H200V33H199ZM206 34H207V33H206ZM117 35H118V34H117ZM133 35H134V34H133ZM139 35H140V34H139ZM139 35H138V36H139ZM182 35H183V32H182ZM192 35H193V34H192ZM192 35H191V36H192ZM194 35H195V34H194ZM248 35H249V34H248ZM57 36H58V35H57ZM57 36H56V37H57ZM59 36H60V35H59ZM109 36H110V35H109ZM131 36H132V34H131ZM134 36H135V35H134ZM134 36H133V37H134ZM136 36H137V35H136ZM141 36H143V35H141ZM148 36H149V35H148ZM188 36H189V35H188ZM206 36H207V35H206ZM224 36H225V35H224ZM250 36L252 37V35H250ZM49 37H51V36H49ZM54 37H55V35H54ZM73 37H74V36H73ZM75 37H76V36H75ZM79 37H80V36H79ZM79 37L77 38V40L79 39ZM83 37H84V36H83ZM85 37H86V36H85ZM85 37H84V38H85ZM110 37H111V36H110ZM124 37H125V36H124ZM226 37H227V36H226ZM231 37H232V36H231ZM58 38H59V37H58ZM87 38H88V37H87ZM87 38H86V40H87ZM142 38H143V37H141V39H142ZM51 39H52V38H51ZM54 39H55V38H54ZM71 39H72V38H71ZM80 39H81V38H80ZM111 39H112V38H111ZM130 39H131V38H130ZM202 39H203V38H202ZM251 39H253V38H251ZM32 40H34V39H32ZM32 40H31V41H32ZM56 40H57V39H56ZM62 40H63V43H64L65 40H64V39H62ZM113 40H114V39H113ZM132 40H133V39H132ZM135 40H136V39H135ZM135 40H134V41H135ZM142 40H144V39H142ZM145 40H146V39H145ZM145 40H144V41H145ZM237 40H238V39H237ZM116 41H117V40H116ZM138 41H140V40L138 39ZM208 41H209V40H208ZM145 42H146V41H145ZM48 43H49V44H48ZM48 43L42 45V47L44 48L43 50H45V49H49V48H50L51 44H50V42H48ZM51 43H52V42H51ZM53 43H54V42H53ZM66 43H67V41H66ZM72 43H73V41H72ZM76 43H78V41H77ZM79 43H80V41H79ZM79 43H78V44H79ZM81 43H83V41H82ZM116 43H117V42H116ZM116 43H115V44H116ZM118 43H119V42H118ZM129 43H130V42H129ZM129 43H128V44H129ZM246 43H247V42H246ZM68 44H69V42H68ZM115 44H114V45H115ZM135 44H136V43H135ZM141 44H142V42H141ZM148 44H149V46H150V43H148V42H147L146 44H144V45L148 46ZM203 44H204V43H203ZM16 45H18V44H16ZM52 45H53V44H52ZM54 45H55V44H54ZM64 45H65V44H64ZM119 45H120V44H119ZM130 45H131V43H130ZM130 45H129V46H130ZM144 45H143V46H144ZM183 45H184V44H183ZM39 46H41L39 43L33 41L32 43H29V45L27 46V48L30 49V50H38L37 48H39ZM79 46H80V45H79ZM143 46H142V47H143ZM181 46H182V44H181ZM181 46H180V47H181ZM244 46H245V45H244ZM17 47H18V46H17ZM17 47H16V48H17ZM70 47H71V46H70ZM117 47H118V46H117ZM142 47H141V48H142ZM180 47H179V48H180ZM206 47H207V46H206ZM209 47H210V46H209ZM222 47H223V46H222ZM23 48H24V47H23ZM56 48H57V47H55V49H56ZM59 48H60V47H59ZM119 48H120V47H119ZM144 48H146V47H144ZM144 48H143V49H144ZM243 48H244V47H243ZM19 49H20V48H19ZM115 49H116V48H115ZM143 49H142V50H143ZM148 49H151V48H148ZM148 49H147V50H148ZM24 50H25V49H24ZM39 50H40V49H39ZM119 50H120V49H119ZM20 51H21V49H20ZM52 51H53V50H52ZM52 51H51V52H52ZM56 51H57V50H56ZM130 51H132V50H130ZM151 51H152V50H151ZM30 52H31V51H29V53H30ZM36 52H37V51H36ZM42 52L44 53V51H42ZM57 52H58V51H57ZM141 52H142V51H141ZM26 53H28V52H26ZM29 53H28V54H29ZM38 53H39V52H38ZM52 53H53V52H52ZM116 53H117V51H116ZM143 53L145 54V52H143ZM146 53H147V52H146ZM174 53H175V52H174ZM39 54H40V53H39ZM122 54H126V53H122ZM122 54H121V55H122ZM136 54H137V53H136ZM151 54H152V53H151ZM218 54H219V53H218ZM238 54H239V53H238ZM238 54H237V55H238ZM17 55H18V54H17ZM29 55H30V54H29ZM117 55H118V54H117ZM119 55H120V52H119ZM119 55H118V57H119ZM121 55H120V57H121ZM134 55H135V54H134ZM145 55H146V54H145ZM166 55H167V54H166ZM174 55H175V54H174ZM215 55H216V54H215ZM230 55H231V53H230ZM100 56H99L98 58H99V59H102V58H100ZM123 56H124V55H123ZM127 56H128V55H127ZM176 56H177V51H176ZM216 56H217V55H216ZM225 56H226V55H225ZM232 56H233V54H232ZM232 56H230V57H232ZM29 57H30V56H29ZM37 57H38V56H37ZM76 57L82 58V60H81V59H76ZM129 57H130V56H129ZM129 57H128V58H129ZM138 57L140 58V56H138ZM147 57H148V56H147ZM147 57H146V58H147ZM227 57H228V56H227ZM236 57H238V56H236ZM22 58H23V57H22ZM26 58H27V57H26ZM124 58H125V57H124ZM130 58H131V57H130ZM139 58H138V59H139ZM153 58H154V57H153ZM212 58H213V57H212ZM234 58H235V57H234ZM27 59L29 60V58H27ZM37 59H38V58H37ZM96 59H97V58H96ZM121 59H122V58H121ZM121 59H120V60H121ZM131 59H132V58H131ZM147 59H148V58H147ZM147 59H146L145 63L147 62ZM175 59H176V58H175ZM175 59H174V60H175ZM199 59H200V58H199ZM213 59H214V58H213ZM220 59H221V58H220ZM236 59H237V58H236ZM23 60H24V59H23ZM148 60H150V59H148ZM154 60H155V59H154ZM172 60H173V59H172ZM176 60H177V59H176ZM181 60H182V59H181ZM193 60H194V59H193ZM214 60H215V59H214ZM246 60H248V59L246 58ZM26 61H27V60L25 59V62H26ZM29 61H30V60H29ZM34 61H35V60H34ZM41 61L39 62V64H40V63L42 64ZM85 61H86V63H85ZM97 61H98V62H97ZM97 61L95 60L94 62H96L97 65H98V67L101 68V63H100V61H99V60H97ZM123 61H124V60H123ZM127 61H129V60H127ZM137 61H138V60H137ZM201 61H202V60H201ZM226 61H227V60H226ZM229 61H230V60H229ZM231 61H232V60H231ZM233 61H234V60H233ZM235 61H236V60H235ZM30 62H31V61H30ZM91 62H92V60H91ZM104 62H105V63H104ZM131 62H134V61L131 60ZM138 62H139V61H138ZM150 62H152V61H150ZM172 62H173V61H172ZM203 62H204V61H203ZM210 62H212V61H210ZM227 62H228V61H227ZM5 63H6V62H5ZM92 63H93V62H92ZM92 63H91V64H92ZM129 63H130V62H129ZM139 63H140V62H139ZM174 63H175V62H174ZM194 63H195V62H194ZM205 63H206V62H205ZM260 63H261V62H260ZM17 64H18L17 62L13 63V62L9 61L8 64H6V65H7V67H11V68L14 69V71H16L15 73H17V74L19 75V76H18V75L16 74V75L19 77V80H18V81H20L21 83H22V82L25 83L26 81H28V80L26 79L27 76H26V75H23V74L21 73V71H19ZM26 64H27V63H26ZM32 64H33V63H32ZM39 64L36 62V63H34V66H35V67H38ZM41 64H40V65H41ZM44 64H45V63H44ZM120 64H121V63H120ZM134 64H136V62H135ZM147 64H149V62H147ZM147 64H146V65H147ZM150 64H152V63H150ZM150 64H149V65H150ZM159 64H160V63H159ZM170 64H171V63H170ZM224 64H225V63H224ZM228 64H229V63H228ZM228 64H226V65H228ZM230 64H231V63H230ZM232 64H234V62H232ZM104 65L102 66V68L104 67ZM127 65H128V63H127ZM129 65H130V64H129ZM132 65H133V64H132ZM155 65H156V63H155ZM191 65H193V63H192ZM217 65H219V64H217ZM222 65H223V64H222ZM3 66H4V65H3ZM120 66H121V65H120ZM120 66H119V67H120ZM137 66H138V65H137ZM144 66H145V65H144ZM150 66H151V65H150ZM152 66H154V65H152ZM182 66H183V65H182ZM186 66H187V65H186ZM188 66H190V65H188ZM193 66H194V65H193ZM200 66H201V65H200ZM200 66H199V67H200ZM259 66H260V65H259ZM7 67H6V68H7ZM89 67H90V66H89ZM121 67L124 68L123 66H121ZM121 67H120V70H118V71H121ZM146 67H147V66H146ZM154 67H155V66H154ZM195 67H197V66H195ZM204 67H205V66H204ZM210 67H211V66H210ZM229 67H230V66H229ZM260 67H261V66H260ZM91 68H92V66H91ZM94 68H95V67H94ZM159 68H160V67H159ZM177 68H179V67H177ZM191 68H192V67H191ZM202 68H203V67H202ZM206 68H207V66H206ZM218 68H219V67H218ZM225 68H227V67H225ZM231 68H232V67H231ZM20 69H21V68H20ZM89 69H90V68H89ZM92 69H93V68H92ZM92 69H90V70H92ZM96 69H98V68H96ZM118 69H119V68H118ZM135 69H136V68H135ZM139 69H140V68H139ZM141 69H142V66H141ZM148 69H149V68H148ZM160 69H161V68H160ZM164 69H165V68H164ZM171 69H172V68H171ZM185 69H186V68H185ZM193 69H194V68H193ZM203 69H205V68H203ZM211 69H212V68H210V70H211ZM213 69H214V68H213ZM222 69H224L223 66H222ZM232 69H233V68H232ZM93 70H94V69H93ZM99 70H100V69H99ZM102 70H103V69H102ZM122 70H123V69H122ZM161 70H163V68H162ZM186 70H187V69H186ZM200 70H201V68H200ZM205 70L210 71V70H208V68L205 69ZM224 70H225V69H224ZM230 70H231V69H230ZM11 71H12V70H11ZM100 71H101V70H100ZM104 71H105V70H104ZM113 71H114V68H113ZM134 71H135V70H134ZM151 71H152V70H151ZM163 71H164V70H163ZM163 71H162V72H163ZM193 71H194V70H193ZM216 71H217V70H216ZM220 71H221V70H220ZM226 71H227V70H226ZM73 72L76 74L75 76H78V78H77V80H76L78 83H77V82H74V80L71 79V76L68 77L69 75H72ZM93 72H94V71H93ZM93 72L90 71V73H91V74L89 73L90 75H89L87 72L85 73L86 75L88 74V75H87L88 77L90 76V78H88V79H90V82H91V83H93L92 81L95 80V78H92V79H91V77L94 76V75H92ZM95 72H96V70H95ZM116 72H117V71H116ZM144 72H145V71H144ZM144 72H143V73H144ZM164 72H166V71H164ZM187 72H188V71H187ZM212 72H214V71H212ZM212 72H211V73H212ZM101 73H102V71H101ZM101 73H100V74H101ZM104 73H105V72H104ZM104 73H103L102 76H105L106 73H108V72H106L105 75H104ZM122 73H123V72H122ZM124 73H125V79H126V80H125L124 78H122V76H121V80H118V81H119L118 83H119V85H121V84H120V81H122V79H124V82L128 83L129 86L131 87V81H133V80H132V77H134V76H132V70H131V68H130V69H127V71H125V69H124ZM140 73H141V72H140ZM143 73H142V75H143ZM168 73H169V72H168ZM171 73H172V72H171ZM171 73H170V75H173V74H174V73H172V74H171ZM94 74H95V73H94ZM97 74H98V71H97ZM112 74H113V73H111V75H112ZM135 74H136V73H135ZM179 74H180V72H179ZM183 74H184V72H183ZM190 74H191V72H190ZM252 74H254V73H252ZM258 74H259V73H258ZM91 75H92V76H91ZM117 75H118V74H117ZM117 75H116V76H117ZM139 75H141V74H139ZM142 75H141V76H142ZM144 75H145V73H144ZM161 75L163 76V74H161ZM256 75H257V74H256ZM75 76H74V78H75ZM87 76H86V77H87ZM159 76H160V75H159ZM167 76H169V75H167ZM259 76H260V75H259ZM14 77H15V76H14ZM86 77H85V78H86ZM98 77H99V75H98ZM98 77H97V78H98ZM105 77H106V76H105ZM110 77H112V76H110ZM117 77L120 78L119 76H117ZM123 77H124V74H123ZM160 77H161V76H160ZM192 77H193V76H192ZM103 78H104V77H103ZM114 78H116V77L114 76ZM134 78H135V77H134ZM134 78H133V79H134ZM137 78H138V76L136 77V79H137ZM153 78H154V77H153ZM170 78H171V77H170ZM175 78H176V76H175ZM177 78H178V76H177ZM177 78H176V79H177ZM179 78H181V77H179ZM182 78H183V76H182ZM182 78H181V79H182ZM252 78H253V75H252L251 79H252ZM140 79H141V77H140ZM142 79H143V80L140 82V85H139V86L144 85V84H148V85H149L150 83H153V84L158 83L157 85L160 86L161 83L163 84L164 82H166V83H169V84H170V85H169L170 88H173V85H172L173 82L171 81V79H174L173 76H172V78H171L170 80H167V81H166V80L163 81L164 79H163V80H158V79H157V80H154V81H153L152 78H148V79H145V80H144V76H142ZM155 79H156V77H155ZM166 79H167V78H166ZM181 79H180V80H181ZM184 79H185V78H184ZM194 79H195V78H194ZM255 79H256V78H255ZM86 80H87V78H86ZM86 80L84 79V82H85ZM96 80H97V79H96ZM101 80H102V79H101ZM109 80H111V79H109ZM113 80H115V79H113ZM137 80H138V79H137ZM137 80H136L135 82H137ZM174 80H175V79H174ZM249 80H250V78H249ZM9 81H10V80H9ZM53 81H54V82H53ZM115 81H117V79H116ZM138 81H140V80H138ZM175 81H176V80H175ZM181 81H182V80H181ZM250 81H251V80H250ZM250 81H249V85H251V84H250V83H251ZM11 82H13V81L11 80ZM32 82H33V81L31 80V83H32ZM43 82H44V81H43ZM73 82H74V83H77V84L72 86ZM81 82H82V81H81ZM86 82H87V81H86ZM90 82H89V83H90ZM94 82H95V81H94ZM100 82H101V81H100ZM107 82H108V81H107ZM183 82H184V81H183ZM188 82H189V81H188ZM253 82H254V80H253ZM16 83H17V82H16ZM31 83H30V84H31ZM96 83H97V82H96ZM96 83H95V85H96ZM104 83H105V82H104ZM109 83H110V82H109ZM114 83H115V82H114ZM118 83H116V84L118 85ZM141 83H142V84H141ZM176 83H179V82H176ZM19 84H20V83H19ZM26 84H27V83H26ZM26 84H25V85H26ZM30 84H28V85H30ZM32 84H33V83H32ZM40 84H41V83H40ZM116 84H115V85H116ZM132 84L135 85L136 83H132ZM180 84H181V83H180ZM180 84H179V86H180ZM185 84H186V83H185ZM256 84H257V83H256ZM261 84H262V83H261ZM8 85H9V84H8ZM12 85H13V84H12ZM12 85H11V86H12ZM41 85H43V84H41ZM85 85H86V84H85ZM89 85L91 86V84H89ZM97 85H98L97 87L99 88V83H98ZM117 85H116V86H117ZM119 85H118L119 88H120V87H121V88L123 87V84H122V86H119ZM137 85H138V84H136L135 86L137 87ZM177 85H178V84H177ZM182 85H184V84H182ZM188 85H189V84H188ZM188 85H187V86H188ZM244 85H245V84H244ZM17 86H18V85H17ZM19 86H21V85H19ZM19 86H18V88H19ZM22 86H24L23 83H22ZM44 86H45V84H44ZM87 86H88V85H86V88H87ZM103 86H104V84H103ZM106 86H108V84H106ZM124 86H126V85L124 84ZM150 86L153 87L152 84H151ZM161 86H163V85H161ZM164 86H165V85H164ZM185 86H186V85H185ZM251 86H252V85H251ZM13 87H14V86H13ZM25 87H26V86H25ZM25 87H24V88H25ZM29 87H30V86H29ZM38 87H39V85H38ZM41 87H42V86H41ZM51 87H52V85H51ZM53 87H55V86H53ZM82 87H85V86L82 85ZM97 87H96V89H97ZM108 87H109V86H108ZM126 87H127V86H126ZM136 87H134V88H136ZM141 87H142V89H140V88H139V89H140V90H144L143 86H141ZM144 87H148V86L146 85V86H144ZM166 87H167V86H166ZM236 87H238V86H236ZM244 87L246 88V86H244ZM244 87H242V88L244 89ZM8 88H9V87H8ZM14 88H16V87H14ZM18 88H17V89H18ZM32 88H33V87H32ZM34 88H35V86H34ZM34 88H33V89H34ZM77 88H78V87H77ZM86 88H85V89H86ZM106 88H107V87H106ZM113 88H114V86H113ZM113 88H112V89H113ZM119 88H118V89H119ZM127 88H128V87H127ZM134 88H133V89H134ZM137 88H138V87H137ZM174 88H175V87H174ZM176 88H177V86H176ZM178 88H179V87H178ZM178 88H177V89H178ZM188 88H189V86H188ZM192 88H193V87H192ZM252 88H254V85L252 86ZM257 88H258V86H257ZM33 89H31V90H33ZM44 89H45V88H44ZM52 89H53V88H52ZM85 89H84V90H85ZM94 89H95V87H94ZM99 89H100V88H99ZM99 89H98V90H99ZM128 89H129V88H128ZM131 89H132V87H131ZM131 89H130V91H131ZM133 89H132V90H133ZM153 89H154V88H153ZM183 89H184V88H183ZM203 89H204V88H203ZM247 89H248V88H247ZM247 89H246V90H247ZM250 89H251V88H250ZM261 89H262V88H261ZM18 90H19V89H18ZM24 90H25V89H24ZM78 90H79V89H78ZM84 90H83L82 92H84ZM88 90H89V89H88ZM98 90H96V91H98ZM123 90H124V89H123ZM125 90H127V89L125 88ZM148 90H149V95L146 96V94H144V95L146 96L145 101L148 100V103H149V100H151V101H155V104H154L153 108H162L163 106H165L166 104L169 103L170 99H173L172 101H174L175 99H179V98H174L173 95L175 96L176 93H177V94H178V93H181V92H179V91H181V89H180L179 91H177V92H176V90H174V89H173L174 91H171L172 89H169L170 92H169V94H167V95H170V96H169L168 98H167V95H166V97L164 96L165 99L167 98L166 102H163V103L159 104L158 101H160L159 99L162 98V93L160 94L159 92H152V91L150 92V88L147 89V91H148ZM155 90H156V88H155ZM257 90H258V89H257ZM19 91H20V90H19ZM27 91H28V90H27ZM27 91H25V92H27ZM37 91H38V93H39V90H37ZM86 91H87V89H86ZM86 91L83 93V95H85V99H86L87 102L89 103L88 105L91 104L90 102H91L92 99H95V100H94L95 102H98V101H99L98 103H101V102H102L101 100L104 101V99H106V97L102 94L103 92H94V91H92V90H89L88 92H86ZM100 91H101V90H100ZM119 91H121V90L119 89ZM134 91H135V90H134ZM145 91H146V89H145ZM156 91H157V90H156ZM159 91H161V90L159 89ZM186 91H187V90H186ZM201 91H202V90H201ZM201 91H200V92H201ZM255 91H256V90H254V92H255ZM6 92H7V91H6ZM14 92H15V91H14ZM33 92H35V89L33 90ZM45 92H47V91L45 90ZM114 92H116V91H114ZM121 92H122V91H121ZM136 92H137V91H136ZM138 92H140V91L138 90ZM143 92H144V91H143ZM143 92H142V93H139V94H143ZM166 92H167V91H166ZM166 92L164 93V95L166 94ZM203 92H204V91H203ZM8 93H9V92H8ZM12 93H13V92H11V94H12ZM21 93H22V92H21ZM21 93H18V94H21ZM27 93H28V92H27ZM29 93H30V92H29ZM47 93H48V92H47ZM122 93H123V92H122ZM127 93H128V95H129V92H127ZM131 93H134V92L131 91ZM131 93H130V96H132ZM167 93H168V92H167ZM187 93L189 94V92H187ZM232 93H233V91H232ZM235 93H236V92H235ZM257 93L259 94L258 91H257ZM14 94H15V93H14ZM22 94H23V93H22ZM25 94H26V93H25ZM118 94H119V93L116 92V96H117ZM147 94H148V93H147ZM191 94H192V93H191ZM248 94L251 95L250 92H249ZM6 95L8 96V94H6ZM6 95H5V96H6ZM30 95H33V94H30ZM30 95H29V96H30ZM34 95H36V94L34 93ZM37 95H38V94H37ZM111 95H112V94H111ZM120 95H121V94H120ZM126 95H127V94H125V96H126ZM128 95H127V96H128ZM135 95H136V94H135ZM179 95H180V94H179ZM179 95H178V96L176 95V96H177V97H181V96H179ZM189 95H190V94H189ZM189 95H188V96H189ZM193 95H194V94H193ZM238 95H239V94L237 93V96H238ZM254 95H257V94H254ZM10 96L12 97V95H10ZM10 96H9V97H10ZM15 96H16V94H15ZM21 96H23V95H21ZM21 96H20V97H21ZM24 96H25V95H24ZM116 96H115V97H116ZM141 96H142V95H141ZM240 96H241V95H240ZM240 96H238V98H239ZM259 96H260V94H259ZM2 97H3V92L0 91V98H2ZM25 97H26V96H25ZM25 97H24V98H25ZM43 97L45 98V96H43ZM118 97H119V96H118ZM128 97H129V96H128ZM137 97H138V95H137ZM137 97H136V98H137ZM164 97H163V98H164ZM190 97H191L190 99H192L193 96H190ZM233 97H236V95L233 96ZM241 97H242V96H241ZM250 97H251V96H250ZM49 98H50V97H49ZM122 98H124V96H122ZM139 98H140V97H139ZM184 98H185V97H184ZM193 98H195V96H194ZM200 98H201V97H200ZM242 98H243V97H242ZM242 98H241V99H242ZM253 98H254V97H253ZM20 99H22V97H21ZM25 99H27V98H25ZM47 99H48V98H47ZM83 99H84V98H83ZM117 99H118V98H117ZM125 99H126V97H125ZM127 99H128V98H127ZM132 99H133V98L131 97V101H132ZM134 99H135V98H134ZM185 99H186V98H185ZM185 99H184V100H185ZM203 99H204V98H203ZM233 99L236 101L235 98H233ZM241 99H240V102H241ZM244 99H245V98H244ZM246 99H247V98H246ZM16 100H17V98H16ZM34 100H35V98H34ZM43 100H44V99H43ZM81 100H82V99H81ZM115 100H116V99H115ZM121 100H122V99H121ZM129 100H130V99H129ZM143 100H144V99H143ZM157 100H158V101H157ZM184 100H183V101H184ZM194 100H195V99H193V101H194ZM199 100H200V99H199ZM238 100H239V99H238ZM238 100H237V101H238ZM247 100H248V99H247ZM249 100H250V98H249ZM249 100H248V101H249ZM262 100H263V99H262ZM1 101H2V100H1ZM6 101H7V99H6ZM6 101H4V103H5ZM8 101H9V98H8ZM12 101H13V100H12ZM36 101H38V99H37ZM92 101H93V100H92ZM100 101H101V102H100ZM112 101H113V100H112ZM133 101H134V100H133ZM156 101H157V102H156ZM172 101H171V102H172ZM185 101H186V100H185ZM185 101H184V102H185ZM195 101H196V100H195ZM231 101H232V100H231ZM243 101H244V100H243ZM250 101H251V100H250ZM253 101H254V100H253ZM23 102H24V101H23ZM29 102H30V101H29ZM40 102H41V98H40ZM95 102L92 103V104H95ZM137 102H138V101H137ZM171 102H170V103H171ZM174 102H176V101H174ZM177 102H178V100H177ZM240 102H238V103H240ZM244 102H245V101H244ZM254 102H256V101H254ZM262 102H263V101H262ZM1 103H2V102H1ZM1 103H0V104H1ZM7 103H8V102H7ZM18 103H19V102H18ZM38 103H39V102H38ZM56 103H57V102H56ZM60 103H61V102H60ZM98 103H96V104H98ZM104 103H105V102H104ZM104 103H103V104H104ZM111 103H112V102H111ZM114 103H115V102H114ZM116 103H117V102H116ZM121 103H122V102H121ZM123 103H124V102H123ZM125 103H126V102H125ZM170 103H169V105H170ZM172 103H173V102H172ZM178 103L180 104L181 101L178 102ZM185 103H186V102H185ZM185 103H183V105H185ZM188 103H189V99H188ZM188 103H187V104H188ZM191 103H192V102H191ZM195 103H196V102H195ZM245 103L249 105L250 102L247 103V101H246ZM245 103H244V104H245ZM5 104H6V103H5ZM5 104L3 105V103H2L3 106H1L0 109H1L2 107H6V108H7V106H5ZM10 104H11V103H10ZM21 104H22V103H21ZM29 104H31V103H29ZM34 104H36V103L34 102ZM82 104H83V103H82ZM84 104H86V103H84ZM96 104H95V105H96ZM107 104H108V103H107ZM129 104H130V103H129ZM233 104H235V103H233ZM240 104H241V103H240ZM244 104H243V105H244ZM251 104H252V103H251ZM260 104H262V103H260ZM7 105H9V103H8ZM59 105H60V104H59ZM59 105H58V107H59ZM71 105H72V104H71ZM124 105H125V104H124ZM127 105H128V103H127ZM130 105H131V104H130ZM134 105H136V104H134ZM169 105H168V106H169ZM190 105H191V104H190ZM236 105H237V104H236ZM243 105H242V106H243ZM9 106H11V105H9ZM14 106H15V108H16L17 105H14ZM14 106H13V107H14ZM21 106L23 107V105H21ZM27 106H28V105H27ZM31 106H32V105H31ZM31 106H30V107H31ZM62 106H63V105H62ZM107 106H108V105H107ZM119 106H120V105H119ZM146 106H147V105H146ZM174 106H175V105H173V107H174ZM177 106H181V105H177ZM232 106H233V105H232ZM252 106H253V105H252ZM13 107H12L11 109H13V110L15 111V109H14ZM17 107L19 108V106H17ZM25 107H26V106H25ZM65 107H66V105H65ZM82 107H83V106H82ZM89 107H90V106H89ZM92 107H93V106H92ZM98 107H99V106H98ZM121 107H122V106H121ZM124 107H125V106H124ZM173 107H172V108H173ZM185 107H187V105H185ZM188 107H189V105H188ZM229 107H231V104H230ZM229 107H227V109H228ZM240 107H241V106H240ZM18 108H17V109H18ZM23 108H24V107H23ZM27 108H28V107H27ZM131 108H132V110H134L133 107H131ZM131 108H130L129 110H131ZM140 108H141V107H140ZM175 108H176V107H175ZM11 109H10V110H11ZM32 109H33V107H32ZM35 109H36V107H35ZM74 109H75V108H74ZM77 109H78V108H77ZM99 109H101V108H99ZM114 109H115V108H114ZM124 109H125V108H124ZM127 109H128V108H127ZM127 109H126V110H127ZM142 109H143V108H142ZM162 109H164V108H162ZM162 109H161V110H162ZM173 109H174V108H173ZM176 109L179 110L180 107H177ZM189 109H190V107H189ZM234 109H235V108H234ZM234 109H232V110H230V111H233ZM237 109H239V108H237ZM19 110H20V109H19ZM19 110H18V111H19ZM43 110H44V109H43ZM55 110H56V112L58 111L57 109H55ZM83 110H84V109H83ZM91 110H92V109H91ZM101 110H102V109H101ZM117 110H118V109H117ZM132 110H131V111H132ZM147 110H148V109H146V110H144V111H147ZM165 110H166V109H165ZM180 110H181V109H180ZM191 110H192V108H191ZM1 111H2V110H1ZM7 111H8V110H7ZM11 111H12V110H11ZM14 111H13V112H14ZM25 111H26V109L24 110V113H25ZM36 111H38V110H36ZM39 111H40V110H39ZM47 111H48V110H47ZM47 111H46V113H47ZM52 111H53V110H52ZM64 111H65V110H64ZM89 111H90V109H89ZM93 111H94V110H93ZM93 111H92V112H93ZM109 111H110V110H109ZM123 111H124V110H123ZM151 111H152V109H151ZM156 111H158V109H156ZM168 111H169V110H168ZM168 111H165V113H164L163 111H161V112H163L164 115H166L167 113H171V112H168ZM184 111H185V110L181 111V113L184 112ZM192 111H193V110H192ZM194 111H195V110H194ZM198 111H199V110H198ZM230 111H229V112H230ZM235 111H236V110H235ZM20 112H21V111H20ZM34 112H35V110H34ZM154 112H155V111H154ZM161 112H160V113L158 112V113L161 114ZM166 112H167V113H166ZM175 112L177 113V112H179V111H175V109H174V110H173V113H175ZM8 113H9V112H8ZM31 113H32V112H31ZM36 113H37V112H36ZM38 113H39V112H38ZM40 113H41V111H40ZM48 113H49V112H48ZM48 113H47V114H48ZM50 113H51V111H50ZM68 113H69V112H68ZM88 113H89V112H88ZM99 113H100V112H99ZM107 113H108V112H107ZM138 113H139V112H138ZM150 113L152 114V112H150ZM181 113H180V115H181ZM185 113H186V112H185ZM195 113H196V112H195ZM218 113H219V112H218ZM226 113H227V111H226ZM226 113L224 112V114H226ZM232 113H234V112H232ZM263 113H264V112H263ZM1 114H2V113H1ZM11 114H12V113H11ZM15 114H16V113H15ZM20 114H21V113H20ZM20 114H19V115H20ZM22 114H23V113H22ZM29 114H30V113H29ZM47 114H46V115H47ZM56 114H57V113H55V116H56ZM92 114H94V113H92ZM109 114H111V113H109ZM135 114H136V113H135ZM155 114H156V113H155ZM183 114H184V113H183ZM183 114H182V115H183ZM215 114H216V113H215ZM238 114H241V113H238ZM5 115H6V114H5ZM26 115H27V114H26ZM34 115H35V114H34ZM58 115H59V112H58ZM64 115H65V114H64ZM68 115H69V114H68ZM114 115H115V114H114ZM122 115H123V114H122ZM146 115H147V114H146ZM146 115H145V116H146ZM162 115H163V114H162ZM182 115H181V116H182ZM198 115H199V114H198ZM232 115H233V114H232ZM6 116H7V115H6ZM11 116H14V114L11 115ZM29 116H30V115H29ZM31 116H32V114H31ZM35 116H36V115H35ZM41 116H42V115H41ZM55 116H54V117H55ZM156 116H157V115H156ZM166 116H168V115H166ZM166 116H165V117H166ZM192 116H193V115H192ZM196 116H197V114H196ZM201 116H202V115H201ZM229 116H230V115H229ZM15 117H16V116H15ZM18 117H19V116H18ZM32 117H33V116H32ZM84 117H85V116H84ZM87 117H88V116H87ZM102 117H103V116H102ZM104 117H105V116H104ZM132 117L134 118V116H132ZM150 117H151V115H150ZM154 117H155V116H154ZM157 117H158V116H157ZM168 117H171V116H168ZM182 117H183V116H182ZM184 117L187 118V114H186V116H184ZM189 117H190V116H189ZM202 117H203V116H202ZM219 117H220V116H219ZM219 117H218V118H219ZM233 117H234V116H233ZM238 117H239V116H238ZM10 118H11V117H10ZM23 118H24V116H23ZM27 118H29V117L27 116ZM88 118H90V117H88ZM93 118H94V117H93ZM100 118H101V117H100ZM124 118H125V117H124ZM140 118H141V117H140ZM147 118H148V117H147ZM195 118H197V117H195ZM198 118H199L198 120H200V117H198ZM205 118H206V117H205ZM220 118H221V117H220ZM231 118H232V117H231ZM256 118H257V117H256ZM256 118H255V119H256ZM60 119H61V118H60ZM77 119H78V118H77ZM86 119H87V118H86ZM145 119H146V118H145ZM150 119H151V118H150ZM157 119H158V118H157ZM187 119H188V118H187ZM189 119H190V118H189ZM189 119H188V120H189ZM221 119H222V118H221ZM226 119H227V118H226ZM240 119H241V117H240ZM249 119H250V118H249ZM253 119H254V118H253ZM253 119H252V120H253ZM255 119H254V121H256ZM258 119L261 120V118H258ZM258 119H257V120H258ZM35 120H36V119H35ZM136 120H137V119H136ZM158 120H159V119H158ZM181 120H182V119H181ZM190 120H191V119H190ZM190 120H189V121H190ZM204 120H205V119L203 118V121H201V122H202V123H203V122L205 123ZM213 120H214V119H213ZM216 120H217V118H216ZM219 120H220V119H219ZM231 120H232V119H231ZM233 120H234V119H233ZM262 120H263V119H262ZM262 120H261V122H262ZM17 121H18V120H17ZM38 121H39V120H38ZM65 121H66V120H65ZM67 121H68V120H67ZM67 121H66V122H67ZM97 121H98V120H97ZM123 121H124V120H123ZM137 121H138V120H137ZM159 121H160V120H159ZM162 121H163V120H162ZM171 121H172V120H171ZM207 121H208V120H207ZM217 121H218V120H217ZM217 121H216V122H217ZM226 121H227V120H226ZM248 121H249V120H248ZM12 122H13V121H12ZM14 122H15V121H14ZM18 122H19V121H18ZM129 122H130V121H129ZM174 122H175V121H174ZM191 122H192V120H191ZM198 122H199V121H198ZM201 122H200V123H201ZM209 122H210V121H209ZM209 122H208V123H209ZM213 122H214V121H213ZM216 122H214V123H216ZM222 122H223V121H222ZM230 122H231V121H230ZM234 122H235V121H233V123H234ZM239 122H240V120H239ZM244 122H247V121H244ZM244 122H242L243 125H244ZM250 122L252 123V121H250ZM46 123H47V122H46ZM99 123H101V122H99ZM99 123H98V124H99ZM150 123H151V122H150ZM170 123H171V122H170ZM210 123H211V122H210ZM223 123H224V122H223ZM247 123L250 125L249 122H247ZM11 124H12V123H11ZM26 124H27V123H26ZM26 124H25V125H26ZM83 124H84V123H83ZM176 124H177V123H176ZM195 124L197 125V123H195ZM231 124H232V122H231ZM239 124H240V123H239ZM252 124H253V123H252ZM28 125H29V124H28ZM44 125H45V124H44ZM64 125H65V124H64ZM70 125H71V124H70ZM75 125H76V122H75ZM94 125H96V123H95ZM157 125H158V124H157ZM161 125H162V124H161ZM170 125H171V124H170ZM181 125H182V124H181ZM214 125H215V124H214ZM219 125H221V128H222V123L219 124ZM223 125H224V124H223ZM229 125H230V124H228V126H229ZM234 125H235V124H234ZM236 125H237V124H236ZM243 125L241 124V126H243ZM245 125H246V124H245ZM257 125H258V123H257ZM260 125H261V124H260ZM260 125H259V126H260ZM26 126H27V125H26ZM52 126H53V125H52ZM54 126H55V125H54ZM56 126H57V125H56ZM61 126H62V125H60V127H61ZM66 126H67V124H66ZM88 126H90V125L88 124ZM88 126H87V127H88ZM97 126H99V125H97ZM154 126H155V125H154ZM197 126H198V125H197ZM208 126H209V124H208ZM212 126H213V124H212ZM226 126H227V124H226ZM246 126H248V125H246ZM3 127L5 128L4 125H3ZM7 127H8V126H7ZM10 127L12 128V126H10ZM23 127H24V126H23ZM87 127H86V128H87ZM113 127H114V126H113ZM139 127H142V126H139ZM144 127H145V125H144ZM203 127H204V126H203ZM205 127H206V125H205ZM209 127H210V126H209ZM215 127H216V126H215ZM233 127H234V126H233ZM243 127H244V126H243ZM261 127H262V126H261ZM34 128H35V127H34ZM63 128H64V127H63ZM88 128H89V127H88ZM91 128H95V127H91ZM91 128H89V129H91ZM132 128H133V127H132ZM135 128H136V126H135ZM142 128H143V127H142ZM162 128H163V127H162ZM164 128H165V127H164ZM164 128H163V129H164ZM170 128H171V127H170ZM210 128H211V127H210ZM212 128H213V127H212ZM218 128H220V127H218ZM225 128H226V127H225ZM228 128H229V127H228ZM263 128H264V127H263ZM1 129H2V128H1ZM8 129H9V128H8ZM20 129H21V127H20ZM36 129H37V128H36ZM52 129H53V128H52ZM61 129H62V128H61ZM75 129H76V128H75ZM75 129H73V130H75ZM79 129H80V127H79ZM82 129H83V128H81V130H82ZM97 129H98V128H97ZM139 129H140V128H139ZM144 129H145V128H144ZM165 129H166V128H165ZM167 129H168V126H167ZM167 129H166V130H167ZM201 129H202V128H201ZM216 129H217V127H216ZM236 129H237V128H236ZM6 130H7V129H6ZM9 130H10V129H9ZM21 130H22V129H21ZM28 130H29V128H28ZM38 130H39V129H38ZM53 130H54V129H53ZM65 130H67V129H65ZM73 130H72V131H73ZM83 130H84V129H83ZM86 130H87V129H86ZM92 130H93V129H92ZM94 130H95V129H94ZM100 130H101V129H100ZM100 130H98V132H97V133H99V134H96V135H99V136L101 135L100 132H101L102 130H101V131H100ZM141 130H142V129H141ZM151 130H152V129H151ZM168 130H169V129H168ZM202 130H203V129H202ZM221 130H222V129H221ZM234 130H235V127H234ZM3 131L6 132L5 129H4V130L2 129V132H3ZM11 131H12V130H11ZM34 131H35V130H34ZM34 131H32V132H34ZM61 131H62V130H61ZM75 131H76V130H75ZM99 131H100V132H99ZM110 131H112V130H110ZM137 131H138V130H137ZM146 131H147V130H146ZM159 131H161V130H159ZM185 131H186V129H185ZM189 131H190V130H189ZM189 131H188V132H189ZM195 131H196V130H195ZM195 131H194V132H195ZM203 131H204V130H203ZM213 131H214V130H213ZM219 131H220V130H219ZM239 131H240V129H239ZM254 131H255V130H254ZM8 132H9V131H8ZM12 132H13V131H12ZM25 132H26V131H25ZM38 132H39V131H38ZM76 132H77V131H76ZM79 132H80V131H79ZM89 132H92V131L90 130ZM94 132H95V131H94ZM112 132H113V131H112ZM186 132H187V131H186ZM190 132H192V130H191ZM231 132H232V130H231ZM246 132H247V131H246ZM9 133H11V132H9ZM22 133H24V132H22ZM30 133H31V132H30ZM34 133H35V132H34ZM34 133H33V134H34ZM46 133H47V131L45 132V136H46ZM54 133H55V131H54ZM68 133H69V132H68ZM82 133H84V131H82ZM128 133H130V132H128ZM128 133H127V134H128ZM142 133H143V132H142ZM167 133H168V131H167ZM224 133H225V132H224ZM254 133H255V132H254ZM256 133H257V132H256ZM1 134H2V133H1ZM18 134H19V133H18ZM20 134H21V133H20ZM26 134H27V133H26ZM31 134H32V133H31ZM49 134H50V133H49ZM56 134H57V133H56ZM62 134L65 135L66 133L64 134V132H62ZM70 134H71V133H70ZM74 134H75V132L73 133V135H74ZM77 134H79V133H77ZM115 134H116V133H115ZM133 134H134V133H133ZM135 134H138V133L136 132ZM170 134H171V133H170ZM188 134H189V133H188ZM212 134H213V133H212ZM215 134H216V133H215ZM217 134H218V133H217ZM217 134H216V135H217ZM240 134H241V133L239 132V135H240ZM11 135H12V134H11ZM16 135H17V134H16ZM21 135H23V134H21ZM21 135H20V136H21ZM34 135H37V133L34 134ZM34 135H33V136H34ZM63 135H62V138H63ZM71 135H72V134H71ZM87 135H88V134H87ZM102 135H103V134H102ZM120 135H121V134H120ZM122 135H123V134H122ZM128 135H129V134H128ZM138 135H139V134H138ZM197 135H198V134H197ZM213 135H214V134H213ZM241 135H242V134H241ZM257 135H258V134H257ZM2 136H3V135H2ZM17 136H18V135H17ZM30 136H32V135H30ZM45 136H44L43 138H47V136H46V137H45ZM51 136H53V135H51ZM58 136H59V135H58ZM58 136H57V137H58ZM88 136H89V135H88ZM99 136H98V137H99ZM103 136H104V135H103ZM111 136H112V135H111ZM115 136H117V135H114V137H115ZM140 136H141V135H139L138 137L140 138ZM146 136H147V135H146ZM210 136H211V135H210ZM228 136H229V133H228ZM242 136H243V135H242ZM242 136H240V137L242 138ZM244 136H245V135H244ZM244 136H243V137H244ZM4 137H6V136L4 135ZM28 137H29V135H28ZM28 137H27V138H28ZM59 137H61V136H59ZM64 137H66V135H65ZM69 137H70V135H69ZM71 137H72V136H71ZM100 137H101V136H100ZM100 137H99V138H100ZM129 137H130V135H129ZM129 137H127V139H128ZM131 137H132V136H131ZM133 137H134V136H133ZM169 137H170V136H169ZM202 137H203V136H202ZM207 137H208V136H207ZM214 137H215V136H214ZM214 137H213V138H214ZM222 137L224 138L225 136H222ZM232 137H233V136H232ZM9 138H10V137H9ZM31 138H32V137H31ZM34 138H35V137H34ZM53 138L55 139V137H53ZM53 138H50V139L52 140ZM99 138H97V139L99 140ZM125 138H126V137H125ZM173 138H174V137H173ZM191 138H192V137H191ZM191 138L189 137V140H190ZM210 138H211V137H210ZM210 138H209V140H210ZM217 138H218V140H219V137H217ZM237 138H238V137H237ZM245 138H246V137H245ZM2 139H3V138H2ZM6 139H7V138H6ZM36 139H37V137H36ZM40 139H41V138H40ZM107 139L109 140V138H107ZM121 139H122V138H121ZM121 139H120V140H121ZM127 139H126V140H127ZM141 139H142V138H141ZM195 139H196V138H195ZM197 139H198V137H197ZM205 139H207V138L204 137V140H205ZM248 139H250V138H248ZM7 140H8V139H7ZM31 140H32V139H31ZM34 140H35V139H33V141H34ZM51 140L44 141V143H45V142H48V141H51ZM55 140H56V139H55ZM55 140H54V141H55ZM66 140H67V139H66ZM94 140H95V139H94ZM101 140H103V139H101ZM122 140H124V139H122ZM128 140H129V139H128ZM131 140H132V139H131ZM148 140H149V139H148ZM153 140H154V139H153ZM199 140H200V139H199ZM215 140H217V139H215ZM246 140H247V138L245 139V143H244L243 140H242V142H243L244 144H246ZM83 141H84V140H83ZM99 141H100V140H99ZM103 141H104V140H103ZM103 141H100V143L98 144V146L101 147V142H103ZM110 141L113 142V140H110ZM133 141H134V140H133ZM146 141H147V140H146ZM181 141H182V140H181ZM192 141H193V139H192ZM201 141H202V140H201ZM212 141H214V140L212 139ZM212 141H210V142H212ZM229 141H230V140H229ZM229 141H228V138H227V141L224 140V143H225V142L229 143ZM232 141H233V139H232ZM236 141H237V140H236ZM236 141H235V142H236ZM239 141L241 142V140H239ZM239 141H237V142H239ZM20 142H21V141H20ZM31 142H32V141H31ZM34 142H35V141H34ZM38 142H39V140H38ZM51 142H52V141H51ZM58 142H59V141H58V139H57V144H59ZM62 142H63V141H62ZM67 142L69 143V140H68ZM86 142H88V141H86ZM114 142H116V144H117V142L119 143V141H115V140H114ZM124 142H125V141H124ZM131 142H132V141H131ZM159 142H160V141H159ZM194 142H195V144H196V141H194ZM197 142H199V141H197ZM203 142H204V141H203ZM222 142H223V140H222ZM222 142H221V145H222ZM235 142H234L233 144H232V142H231V144L234 145ZM242 142H241V145H242ZM249 142H250V141H249ZM9 143H10V141H9ZM16 143H17V142H16ZM39 143H40V142H39ZM60 143H61V142H60ZM65 143H66V142H65ZM68 143H67L66 145L63 143V144H64V147L66 146L67 149H68V147L70 146V143H69V145H68ZM82 143H84V142H82ZM89 143H90V142H89ZM132 143H133V142H132ZM143 143H144V142H143ZM147 143H148V142H147ZM149 143L151 144V142H149ZM183 143H184V142H183ZM206 143H209V142H207V140H206ZM212 143H213V142H212ZM252 143H253V142H252V140H251V144H252ZM255 143H256V142H255ZM255 143H253V144H255ZM257 143H258V142H257ZM257 143H256V144H257ZM260 143H262V142H260ZM260 143H258V144H260ZM54 144H55V143H54ZM54 144H52V145H54ZM61 144H62V143H61ZM63 144H62V145H63ZM74 144H75V143H74ZM102 144H104V143H102ZM105 144H106V143H105ZM108 144H109V143H108ZM108 144H107V146H108ZM114 144H115V143H114ZM116 144H115V145H116ZM119 144H121V142H120ZM129 144H131V143H129ZM129 144H128V145H129ZM140 144H141V143H140ZM197 144H199V143H197ZM213 144H214V143H213ZM213 144H212V145H213ZM229 144H230V143H229ZM229 144H228V145H229ZM256 144H255V145H256ZM11 145H12V144H11ZM11 145H9V146L11 147ZM34 145H36V144L34 143ZM37 145H39V144H37ZM42 145L45 146V144H43V143H42ZM42 145H41V146H42ZM52 145H50L51 147L48 145V147H49V148H55V147H53ZM62 145H61V146H62ZM67 145H68V146H67ZM94 145H95V143H94ZM94 145H93V147H94ZM109 145H110V144H109ZM117 145H118V144H117ZM122 145H124V143H122ZM145 145H146V144H145ZM154 145H155V144H154ZM154 145H153V147H154ZM201 145H202V144H201ZM215 145H216V144H215ZM221 145H219V146H221ZM223 145H224V144H223ZM225 145H226V144H225ZM239 145H240V144H239ZM247 145H249L248 142H247ZM262 145H263V144H262ZM19 146H20V145H17V147H19ZM54 146H56V145H54ZM61 146H60V147H61ZM88 146H89V144H88ZM95 146H96V145H95ZM103 146H104V145H103ZM103 146H102V147H103ZM105 146H106V145H105ZM130 146H131V145H130ZM134 146H135V145H134ZM164 146H165V145H164ZM175 146H176V145H175ZM216 146H217V145H216ZM226 146H227V145H226ZM235 146H236V144H235ZM256 146H257V145H256ZM260 146H261V145H260ZM10 147H9L8 149H10ZM32 147H33V146H32ZM39 147H40V146H39ZM48 147H47L46 149H48ZM72 147H73V146H72ZM75 147H76V146H75ZM75 147H73V149H74ZM80 147H81V145H80ZM82 147H83V146H82ZM110 147H112V146H110ZM126 147H127V146H126ZM128 147H129V146H128ZM137 147H138V146H137ZM145 147H146V146H145ZM157 147H158V146H157ZM157 147H156V149H157ZM171 147H172V145H171ZM202 147H203V145H202ZM204 147H205V148H208V146H207V147L204 146ZM213 147H214V146H213ZM217 147H218V146H217ZM254 147H255V146H254ZM263 147H264V146H263ZM3 148H4V147H3ZM20 148H21V147H20ZM41 148H42V147H41ZM44 148H45V147H44ZM44 148H43V149H44ZM56 148L59 149V146H56ZM78 148H79V146H78ZM91 148H92V147H91ZM96 148H97V147H96ZM117 148H118V147H117ZM149 148H150V147H149ZM160 148H161V147H160ZM196 148H198V147L195 146V149H196ZM205 148H204V149H205ZM210 148H211V147H210ZM210 148H209V149H210ZM228 148H229V147H228ZM231 148H233V147H231ZM249 148H251V146H250ZM252 148H253V145H252ZM0 149H1V148H0ZM11 149H12V147H11ZM11 149H10V150H11ZM13 149H14V148H13ZM15 149H16V148H15ZM22 149H23V148H22ZM28 149H29V148H28ZM75 149H76V148H75ZM75 149H74V150H71V146H70V148H69V150L74 151V153H75ZM129 149H130V148H129ZM137 149H138V148H137ZM202 149H203V148H202ZM213 149H214V148H213ZM218 149H221V150H222V148H219V147H218ZM218 149L216 148L215 150L217 151ZM224 149H225V148H224ZM234 149H235V148H234ZM234 149H232V150H234ZM239 149H240V148H239ZM253 149H254V148H253ZM255 149H256V147H255ZM16 150H17V149H16ZM31 150H33V149H31ZM31 150H30V151H31ZM41 150H42V149H41ZM41 150L39 149V154H40V151H41ZM52 150H53V149H52ZM60 150L62 151V149H60ZM77 150H78V149H77ZM77 150H76V153L78 152ZM80 150H82V149H80ZM80 150H79V151H80ZM83 150H84V149H83ZM86 150H87V149H86ZM97 150H99V149H97ZM100 150H101V149H100ZM100 150H99V151H100ZM106 150H108V148H107ZM114 150H115V149H114ZM149 150H151V149H149ZM157 150H158V149H157ZM165 150H166V149H165ZM215 150H214V151H215ZM232 150H231V153H232ZM236 150H237V148H236ZM250 150H251V149H250ZM256 150H257V149H256ZM258 150H259V149H258ZM1 151H2V150H1ZM5 151H7V150H5ZM12 151H14V150H12ZM17 151H18V150H17ZM22 151H23V150H22ZM35 151L38 152V149H35ZM46 151H47V150H46ZM50 151H51V150H49V154H50ZM61 151H60V153H61ZM66 151H67V150H66ZM88 151H89V150H88ZM134 151H136V149H135ZM151 151H152V150H151ZM159 151H160V150H159ZM163 151H164V150H163ZM173 151H174V150H173ZM196 151H197V150H196ZM210 151H211V150H210ZM214 151H212V152L214 153ZM219 151H220V150H219ZM244 151H245V150H244ZM262 151H263V150H262ZM8 152H9V150H8ZM14 152H15V151H14ZM25 152H26V150H25ZM27 152H28V154H31V153H29V150H28ZM51 152H52V151H51ZM54 152H55V151H54ZM62 152H63V151H62ZM64 152H65V151H64ZM67 152H69V151H67ZM105 152H106V151H105ZM108 152H109V151H108ZM114 152H115V151H114ZM116 152H117V150H116ZM132 152H133V151H132ZM132 152H131V153H132ZM145 152H146V150H145ZM145 152H144L143 157H144V156L146 157ZM164 152H165V151H164ZM164 152H163V153H164ZM166 152H167V150H166ZM204 152H205V151H204ZM220 152H222V151H220ZM223 152H224V151H223ZM223 152H222V155H223ZM226 152H227V151H226ZM236 152H237V151H236ZM238 152L240 153V151H238ZM238 152H237V154H238ZM246 152H247V151H246ZM255 152H256V151H255ZM257 152H258V151H257ZM257 152H256V153H257ZM32 153H34V152H32ZM45 153H47V152H45ZM45 153H44V155H45ZM55 153L57 154L58 151L55 152ZM70 153H72V152H70ZM76 153H75V154H76ZM96 153H97V152H96ZM98 153H100V152H98ZM117 153L120 154L119 152H117ZM135 153H136V152H135ZM135 153H132V154H135ZM146 153H147V152H146ZM171 153H172V152H171ZM206 153H207V151H206ZM227 153H229V155L232 156V154H231L230 152H227ZM227 153L224 152V155H225V154L227 155ZM233 153H234V152H233ZM2 154H4V153H2ZM12 154H13V152H12ZM23 154H24V152H23ZM25 154H26V153H25ZM68 154H69V153H68ZM86 154H87V153H86ZM106 154H107V153H105V155H106ZM167 154H168V153H167ZM209 154H210V153H209ZM217 154H218V153H217ZM241 154H242V153H241ZM262 154H263V153H262ZM7 155H8V154H7ZM16 155H17V154H16ZM36 155H38V154H36ZM57 155H59V154H57ZM63 155L65 156V155H67V154H63ZM63 155H62V156H63ZM76 155H77V154H76ZM90 155H91V154H90ZM90 155H89V156H90ZM100 155H101V154H100ZM110 155H111V153H110ZM121 155H123V154H121ZM135 155H137V153H136ZM204 155H205V154H204ZM215 155H216V152L214 153V156H215ZM219 155H220V154H219ZM219 155H218V156H219ZM224 155H223V156H224ZM226 155H225V158H226ZM233 155H235V154H233ZM238 155H239V154H238ZM238 155H237V157H238ZM248 155H249V154H248ZM259 155H260V153H259ZM52 156H55V155L53 154ZM52 156H51V157H52ZM64 156H63V157H64ZM73 156H74V154H73ZM86 156L88 157V154H87ZM111 156H112V155H111ZM111 156H109V157L111 158ZM133 156H134V155H133ZM200 156H201V155H200ZM205 156L207 157V155H205ZM212 156H213V155H212ZM212 156H211V157H212ZM216 156H217V155H216ZM216 156L213 157V158H216ZM255 156H256V158H257L258 155H255ZM261 156H264V154L261 155ZM16 157H17V156H16ZM16 157H14V158L16 159ZM19 157H20V156H19ZM21 157H22V156H21ZM32 157L34 158V156H32ZM32 157H31V158H32ZM43 157H44V156H43ZM46 157H47L46 159L48 160V156H46ZM65 157H66V156H65ZM70 157H71V156H70ZM78 157H80V155H79ZM104 157H105V156H104ZM106 157L108 158L107 155H106ZM114 157H116V156H114ZM126 157H129V156H126ZM126 157H125V158H126ZM130 157H132V156H130ZM140 157H141V156H140ZM165 157H166V156H165ZM184 157H185V156H184ZM193 157L195 158V156H193ZM220 157H221V156H220ZM220 157H218V159H219ZM227 157H228V155H227ZM232 157H233V156H232ZM232 157H231V158H232ZM237 157H236V158H237ZM242 157H243V156H242ZM0 158H2V155H1ZM5 158H7V157L5 156ZM10 158H11V156H10ZM12 158H13V156H12ZM12 158H11V159H12ZM29 158H30V157H29ZM31 158H30V159H31ZM33 158H32V159H33ZM52 158H53V157H52ZM68 158H69V157H68ZM132 158H133V157H132ZM135 158H136V157H135ZM151 158H152V157H151ZM170 158H173V157H170ZM198 158H199V157H198ZM223 158H224V157H223ZM11 159H10V160H11ZM19 159H20V158H19ZM41 159H42V158H41ZM56 159L58 160L59 158H56ZM60 159H61V158H60ZM63 159H64V158H63ZM69 159H70V158H69ZM73 159H76V158H73ZM78 159H79V158H78ZM105 159H106V158H105ZM108 159H109V158H108ZM108 159H107V160H108ZM111 159L113 160V157H112ZM138 159H139V157H138ZM164 159H165V158H164ZM216 159H217V158H216ZM218 159H217V160H218ZM233 159H235V157H233ZM233 159H232V160H233ZM240 159H242V158H240ZM243 159H244V157H243ZM247 159H248V158H247ZM251 159H252V158H251ZM262 159H263V158H262ZM0 160H1V159H0ZM7 160H8V159H7ZM13 160H14V159H13ZM16 160H17V159H16ZM22 160H23V159H22ZM22 160H20V161L23 163L25 160H24V161H22ZM37 160H38V159H37ZM85 160H87V159H85ZM88 160H89V159H88ZM107 160H106V161H107ZM112 160H111V161H112ZM132 160H134V159H132ZM140 160H141V158H140ZM144 160H146V159H144ZM206 160H207V159H206ZM220 160H222V159H220ZM223 160H224V159H223ZM229 160H230V159H229ZM236 160H237V159H236ZM256 160L259 161L258 159H256ZM39 161H40V160H39ZM43 161H45V160H43ZM48 161H49V160H48ZM64 161H65V160H64ZM66 161H67V160H66ZM69 161H70V160H69ZM73 161H74V160H73ZM108 161H109V160H108ZM198 161H199V159H198ZM210 161H211V160H210ZM213 161H214V160H213ZM227 161H228V160H227ZM227 161H225V162H227ZM230 161H231V160H230ZM238 161H239V160H238ZM251 161L253 162V160H251ZM260 161H261V159H260ZM11 162H13V161H11ZM15 162H16V161H14V163H15ZM29 162H30V161H29ZM29 162H28V164H29ZM35 162H36V160H35ZM52 162H54V161H52ZM61 162H62V159H61ZM109 162H110V161H109ZM115 162H116V161H115ZM134 162H135V161H134ZM193 162H194V161H193ZM206 162H208V161H206ZM233 162H234V164H235L237 161H236V162L233 161ZM239 162H240V161H239ZM247 162H248V160H247ZM247 162H246V163H247ZM263 162H264V159H263ZM17 163H18V162H17ZM17 163H16V164H17ZM30 163H31V162H30ZM33 163H34V162H33ZM42 163H43V162H42ZM50 163H51V162H50ZM55 163H56V162H55ZM67 163H68V161H67ZM69 163H70V162H69ZM88 163H89V162H88ZM106 163H108V162H106ZM110 163H111V162H110ZM137 163H138V162H137ZM137 163H136V164H137ZM142 163H144V162L142 161ZM146 163H147V162H146ZM148 163H149V162H148ZM151 163H152V162H151ZM228 163H229V161H228ZM243 163H244V161H243ZM260 163H261V162H260ZM39 164H40V163H39ZM51 164H52V163H51ZM56 164H57V163H56ZM59 164H60V163H59ZM59 164H57V165H59ZM62 164H63V162H62ZM102 164L105 165L104 162H102ZM112 164H114V163L112 162ZM127 164H129V163H127ZM184 164H185V163H184ZM221 164H222V163H221ZM221 164L219 163V165H221ZM226 164H227V163H226ZM229 164H230V163H229ZM229 164H227V166H228ZM231 164H232V162H231ZM248 164H250V163L248 162ZM251 164H252V163H251ZM261 164H263V163H261ZM34 165H36V163H35ZM40 165H41V164H40ZM42 165H43V164H42ZM46 165H48V164H46ZM54 165H55V164H54ZM57 165H56V166H57ZM60 165H61V164H60ZM60 165H59V166H60ZM115 165H116V164H115ZM115 165H113V166H115ZM132 165H133V164H132ZM143 165H144V164H143ZM170 165H171V163H170ZM216 165H217V164H216ZM235 165H236V164H235ZM243 165H244V164H243ZM258 165H259V163H258ZM258 165H256V167H257ZM37 166H39V165H37ZM37 166H36V167H37ZM44 166H45V165H44ZM49 166H50V165H49ZM49 166H48V167H49ZM52 166H53V165H52ZM52 166H51V167H52ZM59 166H58V167H59ZM65 166H67V164H66ZM105 166H106V165H105ZM119 166H120V165H119ZM122 166H124V165H122ZM125 166H126V165H125ZM184 166H185V165H184ZM214 166H215V165H214ZM227 166L225 165V168H227ZM245 166H246V165H245ZM13 167H14V166H13ZM58 167H57V168H58ZM76 167H77V166H76ZM115 167H118V166L116 165ZM126 167H127V166H126ZM139 167H141V166H139ZM144 167H145V166H144ZM144 167H143V169H144ZM150 167H151V166H150ZM247 167H248V165H247ZM252 167H253V166H252ZM252 167H250V168H252ZM258 167H259V166H258ZM31 168H32V167H31ZM31 168H30V169H31ZM39 168H40V167H39ZM57 168H56V169H57ZM64 168H65V167H64ZM70 168H71V167H70ZM79 168H80V167H79ZM141 168H142V167H141ZM146 168H148V165H147ZM151 168H152V167H151ZM219 168H220V166H219ZM221 168H222V167H221ZM230 168H231V166H229V169H230ZM241 168H242V165H241ZM253 168H254V167H253ZM43 169H44V168H43ZM65 169H66V168H65ZM71 169H72V168H71ZM112 169H113V168H112ZM115 169H116V168H115ZM120 169H123V168H120ZM149 169H150V168H149ZM149 169H148V170H149ZM222 169H223V168H222ZM236 169H237V167H236ZM255 169H256V168H255ZM255 169H253V170L256 171V173H257V170H255ZM0 170H1V169H0ZM50 170H51V168H50ZM57 170H58V169H57ZM72 170H74V169H72ZM87 170H90V169H87ZM106 170H107V167H106ZM109 170H110V169H108L107 171H109ZM113 170H114V169H113ZM116 170H117V169H116ZM139 170H140V169H139ZM145 170H146V169H145ZM148 170H147V171H148ZM239 170H240V169H239ZM242 170H243V169H242ZM33 171H34V169H33ZM39 171H40V170H39ZM45 171H46V170H45ZM47 171H48V170H47ZM59 171H60V170H59ZM63 171H64V170H63ZM63 171H61V172H63ZM111 171H112V170H111ZM117 171H118V170H117ZM123 171H124V172H127L128 170H127V171L123 170ZM123 171H122V172H123ZM137 171H138V170H137ZM223 171H224V170H223ZM227 171H228V170H227ZM251 171H252V170H250V172H251ZM254 171H253V172H254ZM24 172H26V171H24ZM67 172H68V171H67ZM69 172H70V171H69ZM83 172H84V171H83ZM87 172H88V171H87ZM129 172H130V171H129ZM135 172H136V170H135ZM141 172H143V171H141ZM208 172H209V171H208ZM214 172H216V171H214ZM231 172H232V171H231ZM244 172H246V171L244 170ZM248 172H249V171H248ZM248 172H246V173L248 174ZM26 173H27V172H26ZM35 173H36V172H35ZM48 173H49V171H48ZM57 173H58V172H57ZM70 173H71V172H70ZM88 173H89V172H88ZM88 173H87V174H88ZM103 173H105V172H103ZM112 173H115V171H114V172L112 171ZM118 173H120V171H119ZM133 173H134V171H133ZM147 173H148V172H147ZM165 173H166V172H165ZM228 173H229V172H228ZM239 173H240V172H239ZM242 173H243V172H242ZM251 173H252V172H251ZM46 174H47V173H46ZM71 174L73 175V171H72ZM89 174H90V173H89ZM89 174H88L87 176H89ZM131 174H132V172H131ZM131 174H130L129 176H131ZM140 174H141V173H140ZM154 174H155V173H154ZM163 174H164V173H163ZM229 174H230V173H229ZM252 174H253V173H252ZM252 174H251V175H252ZM24 175H25V174H24ZM24 175H23V176H24ZM29 175H30V172H29ZM43 175H44V174H43ZM61 175L64 176L63 173H62ZM61 175H58V176L61 177ZM66 175H68V174H66ZM72 175H71V177H72ZM74 175H75V174H74ZM77 175H78V174H77ZM103 175H104V174H103ZM103 175H102V176H103ZM126 175H127V174H126ZM134 175H135V174H134ZM142 175H143V174H142ZM144 175H145V174H144ZM148 175H149V173H148ZM202 175L204 176V174H202ZM213 175H214V174H213ZM224 175H225V171H224ZM227 175H228V174H227ZM227 175H226V176H227ZM238 175H239V174H238ZM240 175H241V174H240ZM240 175L238 176V178L240 177V179H242L241 176H242L243 174H242L241 176H240ZM248 175H249V174H248ZM257 175H258V173H257ZM257 175H256V176H257ZM5 176H6V175H5ZM30 176H31V175H30ZM32 176H33V173H32ZM40 176H41V175H40ZM51 176H52V175H51ZM53 176H54V175H53ZM69 176H70V175H69ZM84 176H85V174H84ZM102 176H101V177H102ZM145 176H147V175H145ZM163 176H164V175H163ZM210 176H211V175H210ZM217 176H218V175H217ZM219 176H221V174H219ZM219 176H218V177H219ZM254 176H255V174H254ZM254 176H253V177H254ZM256 176H255V177H256ZM10 177H12V176L10 175ZM14 177H16V176H14ZM20 177H21V176H20ZM27 177H28V176H27ZM118 177H119V176H118ZM132 177H133V176H132ZM135 177H136V175H135ZM140 177H141V176H140ZM155 177H156V176H155ZM158 177H159V176H158ZM160 177H162V176H160ZM183 177H184V176H183ZM205 177H206V176H205ZM207 177H208V176H207ZM224 177H225V176H224ZM224 177H223V178H224ZM228 177H230V179L232 180L233 178L235 179L236 176H234V173L232 172ZM228 177H227V178H228ZM248 177H249V176H248ZM257 177H259V176H257ZM17 178H18V180L20 179L19 177H17ZM21 178H22V177H21ZM66 178H67V177H66ZM66 178H65V180H66ZM69 178H70V177H69ZM105 178H107L106 180H108V177H105ZM109 178H110V177H109ZM167 178H168V177H167ZM214 178H215V176H214ZM221 178H222V176H221ZM227 178H225V179H227ZM1 179H2V178H1ZM1 179H0V180H1ZM8 179H9V178H8ZM8 179H7V180H8ZM24 179H25V178H24ZM31 179H32V178H31ZM44 179H45V178H44ZM63 179H64V178H63ZM77 179H79V178H77ZM83 179H84V178H83ZM83 179H82V180H83ZM87 179H89V178H87ZM93 179H94V178H93ZM99 179H100V178H99ZM111 179H113V177H112ZM115 179H116V178H115ZM141 179H146V178H143V176H142ZM154 179H156V178H154ZM201 179H202V178H201ZM208 179H211V178L209 177ZM218 179H219V178H218ZM243 179H244V178H243ZM246 179H247V178H246ZM248 179H249V178H248ZM250 179H251V178H250ZM258 179H259V178H258ZM258 179H256V180H258ZM5 180H6V179H5ZM9 180H10V179H9ZM20 180H21V179H20ZM20 180H19L18 183H20ZM27 180H29V179H27ZM27 180H26V181H27ZM36 180H37V179H36ZM58 180H59V179H58ZM58 180H57V181H58ZM65 180H64V181H65ZM71 180H72V179H71ZM79 180H81V179H79ZM82 180H81V181H82ZM89 180H90V179H89ZM97 180H98V179H97ZM97 180H96V183H94V184H97ZM134 180H135V179H134ZM134 180H133V181H134ZM161 180H162V179H161ZM216 180H217V179H216ZM219 180H220V179H219ZM221 180H222V179H221ZM244 180H245V179H244ZM256 180L254 179V182H255ZM259 180H260V179H259ZM1 181H2V180H1ZM11 181H12V180H10L9 182H11ZM24 181H25V180H24ZM31 181H32V180H31ZM31 181H30V182H31ZM40 181H41V180H40ZM42 181H43V180H42ZM57 181H56V182H57ZM59 181H60V180H59ZM59 181H58V182H59ZM66 181H67V180H66ZM66 181H65V182H66ZM68 181H69V180H68ZM72 181H74V180H72ZM81 181H79V182H81ZM83 181H84V180H83ZM90 181H91V180H90ZM93 181H95V180H92V182H93ZM104 181H105V180H104ZM104 181H103V182H104ZM114 181H117V180H114ZM118 181H119V180H118ZM135 181H136V180H135ZM146 181H148V180H146ZM158 181H159V179H158ZM165 181H168V179L165 180ZM188 181L190 182V180H188ZM200 181H201V180H200ZM207 181H208V180H207ZM234 181H235V180H234ZM249 181H250V180H249ZM15 182H16V181H15ZM43 182H44V181H43ZM43 182H42V183H43ZM69 182H70V181H69ZM69 182H68V183H69ZM121 182H122V181H121ZM126 182H127V181H126ZM139 182H140V181H139ZM142 182H143V181H142ZM159 182H160V181H159ZM163 182H164V180H163ZM182 182H184V181H182ZM202 182H203V181H202ZM205 182H206V181H205ZM213 182H214V179H213ZM216 182H217V181H216ZM225 182H227V181L225 180ZM239 182H240V181H239ZM252 182H253V180H252ZM257 182H258V181H257ZM259 182H260V181H259ZM4 183H6V182H4ZM16 183H17V182H16ZM32 183H33V181H32ZM34 183H35V182H34ZM62 183H63V182H62ZM75 183H76V182H75ZM75 183H74V184H75ZM90 183H91V182H90ZM114 183H115V182H114ZM114 183H113V184H114ZM128 183H129V182H128ZM128 183H127V184H128ZM140 183H141V182H140ZM145 183H146V182H145ZM145 183H144V187L146 186ZM171 183H172V182H171ZM194 183H196V182H194ZM199 183H200V182H199ZM203 183H204V182H203ZM208 183H210V182L208 181ZM234 183H235V182H234ZM234 183H233V184H234ZM247 183H248V182H247ZM255 183H256V182H255ZM260 183H261V182H260ZM2 184H3V183H2ZM9 184H10V183H9ZM21 184H22V183H21ZM23 184H24L23 186L26 185L25 183H23ZM36 184H37V183H36ZM38 184H39V183H38ZM59 184H60V183H59ZM63 184H65V183H63ZM74 184H73V185H74ZM98 184H99V182H98ZM105 184H106V183H105ZM111 184H112V183H111ZM136 184H137V183H136ZM146 184H147V183H146ZM157 184H158V183H157ZM160 184H162V183H160ZM172 184H173V183H172ZM190 184H191V183H190ZM217 184H218V183H217ZM227 184H229V183H227ZM230 184H231V183H230ZM230 184H229V185H230ZM241 184H242V182H241ZM256 184H257V183H256ZM6 185H8V184H6ZM29 185H30V184H29ZM31 185H32V184H31ZM31 185H30V186H31ZM42 185H43V184H42ZM51 185H52V184H51ZM75 185H76V184H75ZM87 185H88V184H87ZM99 185H101V183H100ZM102 185H103V184H102ZM129 185H131V184H129ZM139 185H140V184H139ZM163 185H164V184H163ZM167 185H169V184H167ZM183 185H184V184H183ZM194 185H195V184H194ZM207 185H208V184H207ZM218 185H219V184H218ZM223 185H226V184H223ZM2 186H3V185H2ZM8 186H9V185H8ZM10 186H11V185H10ZM13 186H14V185H13ZM13 186H12V187H13ZM15 186H16V185H15ZM18 186L21 187V185H18ZM34 186H35V185H34ZM58 186H59V185H58ZM76 186H77V185H76ZM95 186H96V185H95ZM111 186H112V185H111ZM114 186H116V185H114ZM154 186H155V185H154ZM202 186H203V185H202ZM212 186H213V184H212ZM3 187H4V186H3ZM12 187H11V188H12ZM20 187H19V188H20ZM39 187H41V184L39 185ZM43 187H44V186H43ZM60 187H61V186H60ZM60 187H59V188H60ZM69 187H70V186H69ZM80 187H82V186H80ZM100 187H102V186H100ZM104 187H105V186H104ZM118 187H119V185H118ZM121 187H124V186H121ZM121 187H120V188H121ZM129 187H130V186H129ZM142 187H143V186H142ZM144 187H143V188H144ZM146 187L148 188V186H146ZM146 187H145V188H146ZM149 187H151V186H149ZM215 187H216V186H215ZM236 187H237V186H236ZM236 187H235V189H236ZM258 187H259V186H258ZM11 188H10V189H11ZM13 188H15V187H13ZM21 188H22V187H21ZM50 188H51V186H50ZM54 188H55V187H54ZM66 188H67V187H66ZM71 188H72V187H71ZM78 188H79V187H78ZM78 188H77V189H78ZM86 188H87V187H86ZM126 188H127V186H126ZM126 188H125V189H126ZM137 188H138V187H137ZM140 188H141V187H140ZM143 188H142V189H143ZM153 188H154V187H153ZM163 188L166 189L165 187H163ZM202 188H203V187H202ZM225 188H226V187H225ZM239 188H241L240 184H239ZM245 188H246V187H245ZM15 189H16V188H15ZM26 189H27V188H26ZM32 189H33V188H32ZM38 189H39V188H38ZM44 189H46V188H44ZM44 189H43V190H44ZM55 189H56V188H55ZM64 189H65V188H64ZM67 189H68V188H67ZM83 189H84V188H83ZM83 189H82V190H83ZM121 189H122V188H121ZM127 189H128V188H127ZM131 189H133V188H131ZM170 189H172V188H170ZM193 189H194V187H193ZM195 189H196V188H195ZM210 189H211V188H210ZM226 189H227V188H226ZM237 189H238V188H237ZM249 189H250V188H249ZM6 190H7V189H6ZM6 190H5V191H6ZM13 190H14V189H13ZM13 190H11V191H13ZM17 190H18V188H17ZM39 190H40V189H39ZM49 190H50V189H49ZM88 190H89V189H88ZM88 190H87V192H88ZM114 190H115V189H114ZM114 190H112V191H114ZM117 190H119V189H117ZM139 190H140V189H139ZM155 190H156V188H155ZM176 190H177V189H176ZM199 190H200V189H199ZM220 190H221V189H220ZM257 190H261V189H257ZM14 191H15V190H14ZM22 191H23V190H22ZM33 191H36V189L33 190ZM46 191H47V190H46ZM58 191H59V190H58ZM63 191H65V190H63ZM85 191H86V189H85ZM130 191H132V190H130ZM161 191H162V190H161ZM195 191L197 192V190H195ZM218 191H219V190H218ZM225 191H226V190H223L224 193H225ZM227 191H228V190H227ZM230 191H231V190H230ZM239 191H240V189H239ZM9 192H10V190H9ZM20 192H21V190H20ZM25 192H26V191H25ZM36 192H37V191H36ZM40 192H41V191H40ZM59 192H60V191H59ZM71 192H72V191H71ZM74 192H75V191H74ZM91 192H92V191H91ZM109 192H110V191H109ZM122 192H123V191H122ZM135 192H136V191H135ZM142 192H143V190H142ZM144 192H146V191H144ZM157 192H158V191H157ZM157 192H156V194H158ZM166 192H167V191H166ZM166 192H164V193H166ZM206 192H207V191H206ZM220 192H221V191H220ZM220 192H219V193H220ZM240 192H241V191H240ZM251 192H252V191H251ZM256 192H258V191H256ZM4 193H5V192H4ZM29 193H31V192H29ZM66 193H67V192H66ZM78 193H79V192H78ZM92 193H93V192H92ZM136 193H137V192H136ZM153 193H154V192H153ZM159 193H160V190H159ZM161 193H162V192H161ZM176 193H177V192H176ZM179 193H180V192H179ZM199 193H200V192H199ZM201 193H202V192H201ZM201 193H200V194H201ZM215 193H216V192H215ZM253 193H254V192H252V194H253ZM259 193H260V192H259ZM17 194H18V193H17ZM41 194H43V193H41ZM64 194H65V193H64ZM72 194H73V193H72ZM74 194H75V193H74ZM83 194H84V193H83ZM83 194H82V196H83ZM122 194H124V193H122ZM122 194H121V195H122ZM132 194H133V193H132ZM142 194H144V193H142ZM147 194H148V193H147ZM151 194H152V193H151ZM162 194H163V193H162ZM203 194H205V193H203ZM203 194H202V195H203ZM211 194H212V193H211ZM228 194H229V193H228ZM230 194H231V193H230ZM240 194L242 195V193H240ZM260 194L262 195V193H260ZM260 194H259V195H260ZM6 195H7V194H6ZM9 195H10V194H9ZM58 195H59V194H58ZM62 195H63V194H62ZM65 195H66V194H65ZM67 195H68V194H67ZM75 195H76V194H75ZM78 195H79V194H78ZM78 195H77V196H78ZM85 195H86V194H85ZM98 195H99V194H98ZM104 195H105V194H104ZM127 195H131V194H127ZM133 195H134V194H133ZM133 195H132V196H133ZM140 195H141V194H140ZM158 195L160 196V194H158ZM163 195H164V194H163ZM163 195H162V196H163ZM170 195H172V194H170ZM198 195H199V194H198ZM205 195H206V194H205ZM226 195H227V194H226ZM255 195H257V194L255 193ZM255 195H254V196H255ZM2 196H3V195H2ZM2 196H1V198H2ZM13 196H14V195H13ZM91 196H92V195H91ZM107 196H108V195H107ZM109 196H110V195H109ZM118 196L120 197V195H118ZM143 196H144V195H143ZM146 196H147V195H146ZM148 196H149V195H148ZM152 196H153V195H152ZM174 196H175V195H174ZM180 196H182V195L180 194ZM228 196H229V195H228ZM228 196H227V197H228ZM230 196H231V195H230ZM250 196H251V194H250ZM6 197H7V196H6ZM11 197H12V196H11ZM15 197H16V196H15ZM19 197H20V196H19ZM61 197H62V196H61ZM78 197H79V196H78ZM104 197H105V196H104ZM115 197H116V195H115ZM122 197H123V196H122ZM193 197H194V195H193ZM256 197H257V196H256ZM8 198L10 199V197H8ZM30 198H31V197H30V195H29V200H30ZM51 198H52V195H51ZM63 198H64V196H63ZM79 198H80V197H79ZM85 198H86V197H85ZM88 198H89V197H88ZM92 198H93V197H92ZM126 198H127V197H126ZM147 198H148V197H147ZM163 198H164V197H163ZM174 198H175V197H174ZM194 198H195V197H194ZM197 198H198V196H197ZM204 198H205V197H204ZM215 198H216V197H215ZM220 198H221V197H220ZM3 199H4V197H3ZM13 199H14V198H13ZM19 199H20V198H19ZM21 199H22V198H21ZM21 199H20V200H21ZM47 199H49V198H47ZM52 199H53V198H52ZM58 199H60V197H59ZM58 199H57L56 201H58ZM118 199H119V198H118ZM118 199L116 198L115 201H117ZM120 199H121V198H120ZM134 199H135V196H134ZM143 199H146L145 196L143 197ZM164 199H166V198H164ZM172 199H173V198H172ZM200 199H202V198H200ZM209 199H210V198H209ZM231 199H232V196H231ZM6 200H7V199H6ZM6 200H5V201H6ZM16 200H18V199H16ZM25 200H26V199H25ZM33 200H36V198L33 199ZM45 200H46V199H45ZM54 200H55V197H54ZM63 200H64V199H63ZM68 200H69V199H68ZM73 200H74V199H73ZM94 200H95V198H94ZM102 200H103V199H102ZM121 200H122V199H121ZM131 200H132V199H131ZM151 200H152V199H150V201H151ZM153 200H154V197H153ZM153 200H152V201H153ZM175 200H176V199H175ZM198 200H199V199H198ZM203 200H204V199H203ZM205 200H207V199H205ZM205 200H204V201H205ZM217 200H218V199H217ZM243 200H244V199H243ZM3 201H4V200H3ZM8 201H9V200H8ZM14 201H15V200H14ZM14 201H13V202H14ZM37 201H38V200H37ZM46 201H47V200H46ZM74 201H75V200H74ZM79 201H80V200H79ZM104 201H105V200H104ZM118 201H119V200H118ZM125 201H127V203H128V200H125ZM145 201H147V200H145ZM152 201H151V202H152ZM172 201H173V200H172ZM195 201H196V200H195ZM201 201H202V200H201ZM201 201H200V202H201ZM204 201H203V202H204ZM213 201H214V200H213ZM230 201H231V200H230ZM235 201H236V200H235ZM241 201H242V200H241ZM1 202H2V200H1ZM6 202H7V201H6ZM6 202H5V203H6ZM11 202H12V201H11ZM39 202H40V201H39ZM58 202H59V201H58ZM61 202H62V201H61ZM88 202H89V201H88ZM90 202H91V201H90ZM109 202H110V201H108V203H109ZM166 202H167V201H166ZM191 202H194V201H191ZM206 202H207V201H206ZM221 202H222V201H221ZM237 202H238V201H237ZM2 203H3V202H2ZM2 203H0V204H1L0 206H2ZM18 203H19V202L17 201V204H18ZM25 203H26V202H25ZM46 203H47V202H46ZM70 203H71V202H70ZM116 203H117V202H116ZM118 203H119V202H118ZM146 203H147V202H146ZM183 203H184V202H183ZM189 203H190V202H189ZM7 204H9V203H7ZM21 204H23V203H21ZM21 204H18V205H21ZM27 204H29V203L27 202ZM41 204H42V201H41ZM48 204H50V206L52 205V203H50V202H49ZM48 204H47V206H48ZM53 204H54V203H53ZM75 204L77 205L76 201H75ZM90 204H91V203H89V205H90ZM133 204H134V203H133ZM148 204H149V203H148ZM156 204H157V203H156ZM168 204H169V203H168ZM171 204H172V203H171ZM171 204H170V205H171ZM175 204H176V203H175ZM195 204H196V203H195ZM203 204H204V203H203ZM205 204H206V203H205ZM234 204H235V203H234ZM252 204H253V203H252ZM4 205H6V204H4ZM34 205H35V203H34ZM39 205H40V204H39ZM44 205H46V204H44ZM54 205H55V204H54ZM66 205H67V204H66ZM107 205H109V204H107ZM146 205H147V204H146ZM158 205L160 206L161 204H157V206H158ZM197 205H199V204H197ZM211 205H213V204H211ZM224 205H225V204H224ZM255 205H256V204H255ZM262 205H263V204H262ZM8 206H9V205H8ZM25 206H27V205H25ZM28 206H29V205H28ZM30 206H31V205H30ZM56 206H57V205H56ZM69 206H70V205H69ZM69 206H68V207H69ZM78 206H79V205H78ZM78 206H75V205H74V207H78ZM80 206H81V205H80ZM104 206H105V205H104ZM118 206H119V205H118ZM125 206H126V205H125ZM127 206H128V205H127ZM129 206H130V204H129ZM137 206H138V205H137ZM151 206H152V205H151ZM174 206H176V205H174ZM179 206H180V205H179ZM205 206H206V205H205ZM209 206H210V205H208V207H209ZM219 206H220V205H219ZM33 207H34V206H33ZM33 207H32V208H33ZM40 207H42V206H40ZM74 207H73V208H74ZM101 207H102V206H101ZM105 207H106V206H105ZM161 207H162V206H161ZM163 207H164V206H163ZM172 207H173V206H172ZM198 207H199V206H198ZM198 207H197V208H198ZM225 207H226V206H225ZM232 207H234V206H232ZM263 207H264V206H263ZM3 208H5V207H3ZM21 208H22V207H21ZM23 208H25V207H23ZM30 208H31V207H30ZM35 208H37V207L35 206ZM35 208H34V209H35ZM42 208H43V207H42ZM49 208H50V207H49ZM61 208H62V207H61ZM73 208H72V210H75V209H73ZM95 208H96V207H95ZM99 208H100V207H99ZM110 208L113 209V207H110ZM126 208H127V207H126ZM140 208H141V207H140ZM150 208H151V207H150ZM158 208H159V207H158ZM177 208H178V206H177ZM210 208H211V207H210ZM216 208H217V207H216ZM234 208H235V207H234ZM237 208H238V207H237ZM242 208H243V207H242ZM254 208H255V207H254ZM259 208H260V207H259ZM17 209H19V208H17ZM26 209H27V207H26ZM28 209H29V208H28ZM37 209H38V208H37ZM52 209H53V207H52ZM52 209H49V210H52ZM54 209H55V208H54ZM59 209H60V207H59ZM62 209H63V208H62ZM64 209H66V207H65ZM82 209H83V208H82ZM106 209H109V208H106ZM106 209H105V210H106ZM114 209H116V208H114ZM142 209H143V207H142ZM147 209H148V208H147ZM152 209H153V208H152ZM159 209H160V208H159ZM205 209H207V207H206ZM211 209H212V208H211ZM238 209H239V208H238ZM246 209H247V207H246ZM30 210H32V209H30ZM39 210H40V209H39ZM60 210H61V209H60ZM60 210H59V211H60ZM72 210H71V211H72ZM99 210H100V209H99ZM102 210L105 211V210L102 208V209H101V212L99 211V212H100L99 214H101V213L103 212ZM144 210H146V209H144ZM154 210H155V209H154ZM160 210H161V209H160ZM165 210H166V209H165ZM165 210H164V211H165ZM169 210H170V209H169ZM174 210H175V209H174ZM183 210H185V209H183ZM197 210H198V209H197ZM14 211H15V210H14ZM59 211H58V212L56 211V212H57L56 215H58V213H60ZM76 211H77V210H76ZM78 211H79V210H78ZM85 211H87V210L85 209ZM94 211H95V209H94ZM113 211H114V210H113ZM115 211H116V213H118L117 210H115ZM150 211H151V210H150ZM164 211H163V214L165 215V212H164ZM185 211H186V210H185ZM211 211H212V210H211ZM235 211H236V209H235ZM242 211H243V210H242ZM9 212H10V210H9ZM24 212H25V211H24ZM46 212H47V211H46ZM62 212H63V211H62ZM62 212H61V215H62ZM73 212H74V211H73ZM79 212H80V211H79ZM83 212H84V210H83ZM83 212H82V213H83ZM89 212H90V211H89ZM107 212H108V210H107ZM120 212H121V210H120ZM122 212H123V211H122ZM198 212H199V211H198ZM222 212H223V211H222ZM245 212H246V211H245ZM1 213H2V212H1ZM26 213H27V211H26ZM29 213H30V211H29ZM42 213H43V212H42ZM42 213H41V214H42ZM65 213H66V212H65ZM65 213H64V214H65ZM85 213H87V212H85ZM92 213H93V211H92ZM105 213H106V212H105ZM116 213H114V214L112 213V214L115 216ZM123 213H124V212H123ZM145 213H146V212H145ZM147 213H148V212H147ZM149 213H150V212H149ZM152 213H153V212H152ZM156 213H159V211L157 210ZM161 213H162V212H161ZM166 213H167V212H166ZM168 213H169V212H168ZM184 213H185V212H184ZM188 213H189V212H187L186 214H188ZM232 213H233V211H232ZM241 213H242V212H241ZM2 214H3V213H2ZM30 214L33 215V212L30 213ZM37 214H39V213H37ZM43 214H44V213H43ZM49 214H50V213H49ZM74 214H75V213H74ZM78 214H79V213H78ZM80 214H81V212H80ZM83 214H84V213H83ZM106 214H107V216H108V218H109L110 216L108 215V213H106ZM106 214H105V215H106ZM118 214H119V213H118ZM150 214H151V213H150ZM163 214H162V215H163ZM174 214H175V213H174ZM181 214H182V213H181ZM249 214H250V213H249ZM39 215H40V214H39ZM54 215H55V214H54ZM54 215H53L52 217H55ZM59 215H60V214H59ZM67 215H68V213H67ZM69 215H71V214H69ZM76 215H77V214H76ZM88 215H89V214H88ZM97 215H98V214H97ZM105 215H104V216H105ZM110 215H111V213H110ZM121 215H122V214H121ZM148 215H149V214H148ZM152 215H153V214H151V216H152ZM168 215H169V214H168ZM244 215H246V213H245ZM11 216H13V215H11ZM24 216H25V215H23V217H24ZM45 216H46V215H45ZM47 216H48V215H47ZM47 216H46V217H47ZM62 216H63V215H62ZM72 216H73V215H72ZM78 216H79V215H78ZM78 216H77V217H78ZM123 216H125V215L123 214ZM171 216H172V215H171ZM173 216H175V215H173ZM173 216H172V218H173V221H174V218H175V217H173ZM185 216H186V215H185ZM187 216H188V215H187ZM189 216H190V215H189ZM211 216H212V215H211ZM240 216H241V215H240ZM252 216H254V214H253ZM257 216H258V215H257ZM0 217H1V216H0ZM8 217H9V216H8ZM34 217H35V216H34ZM64 217H65V216H64ZM64 217H62V218H64ZM80 217H81V216H80ZM80 217H79V218H80ZM83 217H84V216H83ZM92 217H93V216L90 215L89 218H92ZM127 217H128V216H127ZM131 217H133V216L131 215ZM145 217H147V216L145 215ZM168 217H169V216H168ZM258 217H259V216H258ZM261 217H262V216H261ZM4 218H7V217H4ZM4 218H3V219H4ZM39 218H40V217H39ZM55 218H56V217H55ZM65 218H67V217H65ZM65 218H64V219H65ZM108 218H107V219H108ZM111 218H112V217H111ZM114 218H115V217H114ZM116 218H118V217H116ZM119 218H121V217L119 216ZM147 218H149V217H147ZM152 218H154V217L152 216ZM162 218H163V217H162ZM170 218H171V217H170ZM170 218H169V221H170ZM189 218H190V217H189ZM220 218H221V217H220ZM226 218H227V217H226ZM228 218H229V217H228ZM233 218H234V217H233ZM14 219H15V218H14ZM43 219H45V218H43ZM47 219H48V218H47ZM52 219H53V218H52ZM57 219H58V217H57ZM70 219H71V218H70ZM85 219H86V218H85ZM85 219H84V220H85ZM93 219H94V217H93ZM96 219L99 220V218H96ZM101 219H102V218H101ZM104 219H105V218H104ZM107 219H106V221H107ZM122 219H123V218H121V220H122ZM130 219H131V218H130ZM139 219H140V218H139ZM166 219H167V218H166ZM166 219H165V220H166ZM192 219H194V218H191V220H192ZM197 219H198V218H197ZM205 219H206V217H205ZM223 219H224V218H223ZM5 220H6V219H5ZM12 220H13V219H12ZM19 220H21V219H19ZM22 220H23V219H22ZM29 220H30V219H29ZM29 220H28V222H29ZM37 220H39V219H37ZM41 220H42V219H41ZM49 220H50V219H48V221H49ZM89 220H90V219H89ZM108 220H109V219H108ZM118 220H119V219H118ZM132 220L134 221V219H132ZM141 220H142V219H141ZM144 220H146V219H144ZM144 220H143V221H144ZM182 220H183V219H182ZM194 220H196V219H194ZM227 220H228V219H227ZM16 221H17V218H16ZM32 221H33V220H32ZM35 221H36V220H35ZM44 221H45V220H44ZM60 221H61V219H60ZM62 221H63V220H62ZM68 221H69V218H68ZM70 221H71V220H70ZM76 221H78V220H76ZM111 221H112V220H111ZM119 221H120V220H119ZM124 221H125V219H124ZM129 221H131V220H129ZM137 221H140V220L137 219V220L134 221V222L136 223ZM147 221H148V220H147ZM151 221L153 222V220H151ZM156 221L158 222L159 220H156ZM156 221H155V222H156ZM160 221H161V220H160ZM162 221H164V220H162ZM162 221H161V222H162ZM173 221H172V222H173ZM206 221H207V220H206ZM222 221H223V220H222ZM224 221H225V220H224ZM230 221H231V220H230ZM5 222H6V221H5ZM33 222H34V221H33ZM38 222H39V221H38ZM58 222H59V221H58ZM81 222H83V221H81ZM92 222H93V221H92ZM96 222H97V221H96ZM102 222H104V221H102ZM141 222H142V221H141ZM149 222H150V221H149ZM181 222H182V221H181ZM195 222H196V221H195ZM199 222H200V221H199ZM219 222H220V221H219ZM226 222H227V221H226ZM3 223H4V222H3ZM6 223H7V222H6ZM17 223H18V222H17ZM17 223H15V224H17ZM23 223L25 224V221H24ZM29 223H31V222H29ZM51 223H52V220H51ZM55 223H56V222H55ZM66 223H67V222H66ZM79 223H80V222H79ZM109 223H110V222H109ZM114 223H115V222H114ZM137 223H139V222H137ZM145 223H146V222H145ZM153 223H154V222H153ZM158 223H160V222H158ZM158 223H157V224H158ZM183 223H184V222H183ZM187 223H188V220H187ZM197 223H198V222H197ZM201 223H202V222H201ZM201 223H200V225L202 226L203 223H202V224H201ZM221 223H222V222H221ZM223 223H225V222H223ZM229 223H230V222L225 223V224H228V226H230ZM32 224H33V223H32ZM37 224H38V223H37ZM39 224H40V222H39ZM49 224H50V223H49ZM72 224H73V223H72ZM75 224H76V223H75ZM105 224H107V223H105ZM111 224H113V222H112ZM123 224H125V223H123ZM126 224H127V223H126ZM143 224H144V223H143ZM157 224H156V225H157ZM162 224H163V222H162ZM167 224H168V223H167ZM175 224H176V223H175ZM191 224H192V223H191ZM198 224H199V223H198ZM215 224H216V223H215ZM10 225H11V224H10ZM27 225H28V224H27ZM40 225H41V224H40ZM51 225H53V224H51ZM80 225H82V224H80ZM87 225H88V224H87ZM92 225H93V223H92ZM96 225H97V224H96ZM96 225H95V222H94V225H93V226H96ZM131 225H132V224H131ZM146 225H147V223L145 224V226H146ZM156 225H154V226H156ZM165 225H166V224H165ZM168 225H170V224H168ZM217 225H218V224H217ZM251 225H252V224H251ZM254 225H255V224H254ZM258 225H259V224H258ZM14 226H16V225H14ZM41 226H42V225H41ZM71 226H73V225H71ZM90 226H91V225H90ZM129 226H130V225H129ZM158 226H159V225H158ZM3 227H5V226L3 225ZM3 227H1V228H3ZM7 227H8V226H7ZM32 227H33V226H32ZM45 227H46V226H45ZM50 227H51V226H50ZM76 227H80V226H76ZM82 227H84V224H83ZM98 227H99V226H98ZM133 227H135V226H133ZM138 227H139V226H138ZM146 227L148 228V226H146ZM151 227H152V226H151ZM159 227H160V226H159ZM162 227H165V226L163 225ZM162 227H161V228H162ZM181 227H182V226H181ZM186 227H187V226H186ZM217 227H218V226H217ZM219 227H221V225H219ZM222 227H223V225H222ZM222 227H221V228H222ZM236 227H237V229H238L239 226H236ZM1 228H0V229H1ZM5 228H6V227H5ZM10 228H11V226H10ZM28 228H31V226L28 227ZM37 228H38V227H37ZM39 228H40V226H39ZM73 228H74V226H73ZM80 228H81V227H80ZM84 228H85V227H84ZM86 228H87V227H86ZM88 228H89V227H88ZM136 228H137V227H136ZM154 228H155V227H154ZM156 228H157V227H156ZM176 228H177V227H176ZM182 228H183V227H182ZM189 228H190V227H189ZM225 228H226V227H225ZM231 228H232V227H230L229 229H231ZM234 228H235V227H234ZM255 228H256V227H255ZM262 228H263V227H262ZM8 229H9V228H8ZM11 229H12V228H11ZM16 229H17V228H16ZM31 229H32V228H31ZM41 229H42V227H41ZM58 229H59V228H58ZM89 229L91 230V228H89ZM92 229H95V227L92 228ZM98 229H99V228H98ZM148 229H149V228H148ZM159 229H160V228H159ZM162 229H163V228H162ZM162 229H161V230H162ZM164 229H165V228H164ZM170 229H172V228H170ZM177 229H179V228H177ZM177 229H176V230H177ZM232 229H233V228H232ZM242 229H243V228H242ZM244 229H247V227L244 228ZM256 229H257V228H256ZM258 229H260V228L258 227ZM18 230H19V229H18ZM35 230H36V228H35ZM37 230H38V229H37ZM76 230H77V229H76ZM80 230H81V229H80ZM90 230H88V231H90ZM101 230H102V228H101ZM104 230H105V229H104ZM150 230H151V229H150ZM182 230H183V229H182ZM185 230H186V228H185ZM209 230H210V229H209ZM218 230H219V229H218ZM220 230H221V229H220ZM225 230H226V229H225ZM225 230H224V233H223V234H225ZM227 230H228V227H227ZM238 230H241V229H238ZM238 230H237V231H238ZM249 230H250V229H249ZM249 230H248V233L250 232ZM252 230L254 231L255 229H252ZM263 230H264V229H263ZM4 231H5V230H4ZM32 231H33V230H32ZM48 231H49V230H48ZM63 231H64V230H63ZM65 231H66V230H65ZM77 231H78V230H77ZM84 231H85V230H84ZM93 231H94V230H93ZM99 231H100V230H99ZM102 231H103V230H102ZM142 231H143V229H142ZM152 231H153V230H152ZM159 231H160V230H159ZM172 231H173V230H172ZM179 231H180V230H179ZM183 231H184V230H183ZM183 231H182V232H183ZM232 231H235V230L233 229ZM245 231H246V230H245ZM256 231H257V230H256ZM94 232H96V231H94ZM94 232H93V233H94ZM97 232H98V230H97ZM97 232H96V233H97ZM103 232H104V231H103ZM106 232L108 233V232H110V231H106ZM106 232H105V234H106ZM156 232H157V231H156ZM220 232H221V231H220ZM222 232H223V230H222ZM261 232H262V231H261ZM10 233H11V232H10ZM68 233H71V232H69V230H68ZM86 233H88V232H86ZM89 233H90V232H89ZM93 233H92V236H93ZM110 233H112V232H110ZM117 233H118V232H117ZM117 233H116V234H117ZM177 233H178V232H177ZM217 233H218V232H217ZM226 233H227V232H226ZM228 233H229V232H228ZM228 233H227V237H228L229 234H231V232H230L229 234H228ZM242 233H243V232H242ZM250 233H252V232H250ZM259 233H260V231L258 232V234H259ZM6 234H7V233H6ZM6 234H5L4 232H2V231L0 232V245H4V244H5L6 246L8 245V247H11V248H12V246H13V245H12V244H13V243H12V239L9 238ZM14 234H15V232H14ZM43 234H44V233H43ZM72 234H73L72 237L74 238V235H75V234H74V233H72ZM77 234H78V233H77ZM103 234H104V233H103ZM126 234H127V233H126ZM141 234H142V233H141ZM165 234H166V233H165ZM167 234H169V233H167ZM179 234H180V233H179ZM182 234H183V233H182ZM219 234H220V233H219ZM238 234H240V233L238 232ZM8 235H9V234H8ZM12 235H13V234H12ZM35 235H36V234H35ZM68 235H69V234H68ZM79 235H80V234H79ZM82 235H83V234H82ZM82 235H81V236H82ZM107 235H108V234H107ZM128 235H132V234H128ZM144 235H145V234H144ZM160 235H161V234H160ZM171 235H172V234H171ZM215 235H216V233H215ZM248 235H249V234H248ZM248 235H246V236H248ZM47 236H48V235H46V237H47ZM70 236H71V235H70ZM81 236L78 237V235H76V237H78V239H79ZM95 236H96V235H95ZM104 236H105V235H104ZM109 236H110V235H109ZM138 236H139V234H138ZM142 236H143V235H142ZM169 236H170V234H169ZM173 236H174V235H173ZM175 236H176V235H175ZM183 236H184V234H183ZM222 236H224V235H222ZM222 236H220V237H222ZM231 236H233V235H231ZM236 236H237V234H236ZM238 236H239V235H238ZM256 236H257V235H255L254 237H256ZM21 237H22V236H21ZM49 237H50V236H49ZM117 237H118V236H117ZM121 237H122V235H121ZM132 237H133V236H132ZM143 237H144V236H143ZM163 237H164V236H163ZM163 237H162V238H163ZM218 237H219V236H218ZM220 237H219V238H220ZM224 237H225V236H224ZM224 237H222L221 239H223ZM240 237H241V236H240ZM240 237H237V238H239L240 240H242ZM37 238H38V237H37ZM47 238H48V237H47ZM53 238H54V242H57V243H64V241H65L64 236L61 235V234L54 235ZM88 238H89V237H88ZM96 238H97V237H96ZM123 238H124V236H123ZM179 238H180V236H178V239H179ZM219 238H218V239H219ZM233 238H234V236L232 237V240H233ZM235 238H236V237H235ZM243 238H244V237H243ZM252 238H253V237H252ZM252 238H249V239H252ZM257 238H258V236H257ZM260 238H263V237L260 236ZM45 239H46V238H45ZM89 239H90V238H89ZM93 239H95V238H93ZM101 239H102V238H101ZM126 239H127V238H126ZM147 239H148V238H147ZM164 239H165V237H164ZM168 239H169V238H168ZM174 239H175V238H174ZM180 239H183V238H180ZM210 239H211V241H212V238H211V237H210ZM221 239H220V240H221ZM244 239H245V238H244ZM244 239H243V240H244ZM253 239H254V238H253ZM263 239H264V238H263ZM38 240H39V239H38ZM47 240H48V239H47ZM104 240H105L106 243L108 244V249H111L110 244L112 243V239H110L109 237H107V238L104 239ZM144 240H145V239H144ZM183 240H184V239H183ZM202 240H203V239H202ZM246 240L248 241V239H246ZM77 241H78V240H77ZM79 241H80V240H79ZM93 241H94V240H93ZM161 241H162V240H161ZM168 241H169V240H168ZM177 241H178V240H177ZM179 241H180V240H179ZM216 241H218V240H216ZM224 241H225V238H224ZM226 241H227V239H226ZM236 241H237V240H236ZM249 241H251V240H249ZM253 241H255V240H253ZM258 241H260V240L258 239ZM258 241H257V242H258ZM19 242H20V241H19ZM39 242H41V241H39ZM49 242H50V241H49ZM73 242H74V241H73ZM103 242H104V241H103ZM103 242H102V243H103ZM169 242H170V241H169ZM183 242H185V241H183ZM220 242H221V241H220ZM233 242L236 243L235 241H233ZM238 242H241V241H238ZM43 243H44V242H43ZM92 243H93V242H92ZM92 243H91V244H92ZM172 243H173V242H172ZM177 243H178V242H177ZM217 243H219V242H217ZM223 243H225V242H223ZM231 243H232V241H231ZM244 243H246V241H245ZM254 243H256V242H254ZM261 243H263V242H261ZM40 244H41V243H40ZM40 244H39V245H40ZM49 244H51V243H49ZM83 244H84V243H83ZM119 244H120V243H119ZM123 244H124V243H123ZM138 244H139V243H138ZM165 244H166V243H165ZM178 244H180V243H178ZM236 244H237V243H236ZM239 244H241V243H239ZM246 244H247V243H246ZM246 244H244V245H246ZM250 244H251V243H250ZM250 244H249V245H250ZM256 244H257V243H256ZM259 244H260V243H259ZM259 244H258V245H259ZM263 244H264V243H263ZM20 245H21V244H20ZM37 245H38V243H37ZM39 245H38V246H39ZM44 245H45V244H44ZM51 245H52V244H51ZM51 245H50V246H51ZM163 245H164V244H163ZM182 245H183V247H184L185 244H182ZM210 245H211V244H210ZM217 245H219V244H217ZM221 245H222V244H221ZM230 245H231V244H230ZM260 245H261V244H260ZM6 246H5V247H6ZM48 246H49V245H48ZM48 246L46 245V246H44V248H45V247H48ZM50 246H49V247H50ZM94 246H95V245H94ZM102 246H104V245H102ZM223 246H224V245H223ZM223 246H222V247H223ZM241 246H242V248H243V249H242V248H241V249L244 250V247H245V246H244V247H243V245H241ZM253 246H254V245H253ZM261 246H262V245H261ZM27 247H28V246H27ZM42 247H43V245H42ZM56 247H57V246H56ZM160 247H161V246H160ZM183 247H182V248H183ZM225 247H226V246H225ZM227 247H228V246H227ZM256 247H257V246H256ZM1 248H2V247H0V249H1ZM15 248H16V247H15ZM21 248H22V247H21ZM44 248H43V249H44ZM53 248H54V247H53ZM53 248H52V249H53ZM61 248H63V247H61ZM89 248H90V247H89ZM91 248H92V247H91ZM91 248H90V249H91ZM118 248H119V247H118ZM140 248H141V247H140ZM164 248H165V247H164ZM250 248H251V247H250ZM259 248H260V246H259ZM39 249H40V248H39ZM52 249H51V250H52ZM93 249H94V248H93ZM114 249H115V248H114ZM125 249H126V248H125ZM137 249H138V247H137ZM245 249H247V251H248V245H247V248H245ZM251 249H253V247H252ZM255 249H256V248H255ZM261 249H262V251H263V248H261ZM4 250H5V249H4ZM6 250H7V249H6ZM37 250H38V249H37ZM46 250H47V248H46ZM51 250H49V251H51ZM162 250H163V249H162ZM183 250H184V249H183ZM187 250H188V249H187ZM218 250H220V249H218ZM0 251H2V250H0ZM23 251H24V250H23ZM56 251H57V250H56ZM70 251H71V250H70ZM100 251H101V250H100ZM224 251H225V250H224ZM247 251H246V252H247ZM249 251H250L249 253L252 255L251 252H253V251H251V250H249ZM259 251H261V250H258V252H259ZM4 252H5V251H4ZM26 252H27V251H26ZM87 252H88V251H87ZM89 252H90V251H89ZM96 252H97V251H96ZM107 252H108V251H107ZM221 252H223V251H221ZM246 252H244V253H246ZM263 252H264V251H263ZM21 253H22V252H21ZM48 253H50V252H48ZM102 253H103V252H102ZM104 253H105V252H104ZM188 253H189V252H188ZM188 253L186 254V252H185L186 255H189ZM244 253H243V254H244ZM253 253H254V252H253ZM40 254H41V253H40ZM52 254H53V253H52ZM96 254H97V253H96ZM98 254H99V256H103V255L100 254V252H99ZM160 254H161V253H160ZM224 254H225V252H224ZM224 254H222V255H224ZM227 254H228V253H227ZM231 254H232V253H231ZM250 254H249V255H250ZM256 254H257V253H256ZM258 254L261 255V253H258ZM20 255H21V254H20ZM91 255H93V254H91ZM108 255H109V254H108ZM126 255H127V254H126ZM163 255H164V254H162V257H163ZM233 255H234V254H233ZM246 255H247V254H246ZM254 255H255V253H254ZM254 255H252V256H254ZM263 255H264V254H263ZM227 256H228V255H227ZM53 257H55V255H54ZM58 257H59V256H58ZM189 257H190V256H189ZM189 257H188V259H190ZM217 257H219V256H217ZM243 257H244V256L241 254V258H243ZM245 257H247V256H245ZM261 257H262V256H261ZM89 258H90V257H89ZM100 258H102V257H100ZM105 258H106V257H105ZM160 258H161V257H160ZM258 258H260V257H258ZM59 259H60V258H59ZM216 259H217V258H216ZM234 259H235V256H234ZM260 259H261V258H260ZM47 260H48V259H47ZM53 260H54V259H53ZM61 260H62V259H61ZM162 260H163V259H162ZM11 261H13V260H11ZM64 261H65V260H64ZM68 261H69V260H68ZM94 261H95V260H94ZM126 261H127V260H126ZM189 261H190V260H189ZM243 261H244V260H243ZM192 262H193V261H191V263H192ZM237 262H238V261H237ZM247 262H248V261H247ZM51 263H52V262H51ZM59 263H60V262H59ZM92 263H93V262H92ZM98 263H99V262H98ZM234 263H235V262H234ZM10 264H11V263H10ZM12 264H37V263L34 262V261H32V259L29 258L28 254L24 252V253L21 255V257H20V258H19V257L16 258V260H15ZM171 264H172V263H171ZM193 264H194V263H193ZM230 264H232V263H230ZM240 264H241V263H240ZM243 264H244V263H243ZM254 264H255V263H254ZM259 264H260V262H259Z\"/></svg>",
	"mask_w": 264,
	"mask_h": 264
}]
</instances>
